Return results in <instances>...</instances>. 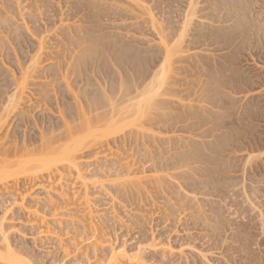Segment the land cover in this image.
<instances>
[{
	"label": "bare ground",
	"instance_id": "6f19581e",
	"mask_svg": "<svg viewBox=\"0 0 264 264\" xmlns=\"http://www.w3.org/2000/svg\"><path fill=\"white\" fill-rule=\"evenodd\" d=\"M5 1L7 2V0H4V2ZM9 1L13 3L15 0L14 1L9 0ZM9 1L7 2V4H5V8H7L6 6L8 5V3L11 4ZM16 1H15L14 5H12V4L11 5L16 7V5H15ZM20 1L19 0L17 1V2H19V3H17V5H19V7L18 6L17 7L19 9H21L20 7H22L23 3L26 2L27 7H26V5H25V7L31 10V11L30 10L28 11V12H31L30 15L31 14L33 15V13L35 14V15H33V20L35 21L38 18V14H39L38 8H41V7L36 6V5H35L36 7H34L33 4L37 3V2H38V4H40L39 0H36V1L33 0V1H35L34 3L32 2V0H31V2L28 0H24V1H22V3H20ZM49 1H47V4L45 1L44 5L45 4L48 5ZM73 1L74 0H72L71 2H73ZM75 1H77V0H75ZM92 1L96 2V4L99 1L98 4L103 3V5L105 7L106 2L103 0H102V2H101V0H97V1L92 0ZM114 1H115L114 4L116 5V3L119 2L120 0H117V2H116V0H114ZM123 1H122V3H123ZM125 1H126V6H127V4L128 5L130 4L129 9L131 8L130 11L132 12V13H130V15L131 14L132 15L131 16L129 15V16L131 17V19L133 18V16L135 18L134 14H137L136 18L138 16L139 17L141 16L140 22H143L149 13L147 12L148 13V14H146L147 16L143 17L139 11L137 13V11H135V10H140V9L142 10V7L144 5L140 9H138L136 6L131 5V3H133L134 5L139 4L140 1H141V4H145V3H142L143 2L142 0L138 1V3L136 2V0H132L131 3H127V2H130L131 0L130 1L125 0ZM125 1H124V3H125ZM147 1L148 0H146L145 6H147V10L150 12V16H151L150 19H152V20L146 19L147 22L146 21L145 22L148 24V21H150L151 26H152L151 29L153 28V30L155 32L157 29V32L155 34L158 37V38H156V39H158V41L155 40L156 42H151L150 36H149L150 39H148V38L146 39V37H143L144 36L143 32H147L145 29L143 32H141L142 35H140V36H142L144 39L147 40L148 43L146 41L145 42L147 43V46L149 44L148 47L151 48L150 45H153L152 43H155L154 45L158 47L157 49H155L156 52H154V54H153L156 59L153 60V58H152V60H150V61L148 60V58H150V56L147 58L146 55L148 56L152 51H150V53H149V50H147L148 47L146 46L147 47L146 50L148 52H147V54H145V49L143 50L144 56H143V59L141 58L142 60H140V61H143L144 58L146 57L147 58L146 61L148 60L149 63L147 62V64L145 63L143 65L144 62H140L141 68L139 67L138 63H134L137 66V69L135 68L136 70L134 73L131 72L132 75H131V73H129V70H131L130 65L133 62L137 61V60H135V58L133 59L132 56L137 55V53H139V51H137L136 48L134 49V52L136 51L137 53L133 52L134 53L133 54L130 51L133 50L132 46L134 47V45H136L138 43L134 42L135 44H133L131 46V50H130L129 48H130V44L132 42L130 44L129 43L126 44L125 42L118 39L122 42V44L125 43V45H129V47L127 46V47L121 48L120 45L122 46V44L119 41L115 40V38L113 40L114 43L112 41H110L113 38L111 39L112 36H110V38H109V36L107 37V34L113 28H111V25L110 26L106 25V24H108L107 23L108 21L104 22L105 24L103 23V27H102V25L100 26L103 28L102 32L104 34L107 30V28L106 29L104 28L105 25L107 27L111 28V29L108 28L109 32L107 31L108 33H106V35H105V37H107L106 39L109 38L108 43H107V40L104 39V36L101 35V33H100L101 29L99 31V28H97L98 29L97 33H99V34L98 35L93 34V36L94 35H96V36L100 35V37L98 39L97 38L94 39V37L92 35H90V37L88 36V34L91 31L87 32L88 37L86 35H84L83 32L80 31V27H77V26H80L78 24L79 22L77 23V20H76V22H74L75 24L77 23V26L73 27V29H72V27L71 28H69V27L71 26V24L74 25V23H71L70 25H68L65 22L66 26L68 25L67 27L69 29H71V31L68 30V28L64 26L65 23H63V25H62V22H60L61 26L59 24L60 28H58V29H62V31H63L62 27L64 26L65 31L63 33H65L66 30H68L67 31L68 33L66 32L65 35H63V37H64L63 39H62V36L60 35L62 33L59 34V39L60 38L61 39L60 40L58 39L59 40L58 46L59 47L62 46V44L59 45L60 41L62 40L64 51H61V52H63V54L61 53V55H59V56H61L60 57L61 60L58 61V63H55L56 65L53 64L56 61H53L52 64L50 63L48 65V63H47L46 64L47 66H44V67L41 66V63H42L41 61L44 60V57L42 56L43 55L42 50L44 48V47H42L43 46L42 42L45 40V38L43 37V39L41 38L43 40L42 42H41V39L39 40V38H38L39 41L38 40L36 41V43L37 42L42 43V44H40V43L38 44L39 47H37V51L35 50L36 54L31 56V55H29V53L32 54L33 52L27 51L28 56H30V60L26 66H25L26 61H25V63L23 62L24 63V65H23L22 62L20 63V60L18 57V61L20 64L19 63L17 64V62L15 61V65L16 66L19 65L16 67L17 68L16 72H15L16 68H14L13 71H11V72L9 71L10 69L9 70L6 69V71H9V73H11V74H8V72L6 73V71L4 70V72L6 74L3 75L2 70H0L1 71L0 72V74H1V78H0V83H1L0 84V196L1 195L4 196V199H2L0 197L1 202L7 201V199H6L7 197H5L6 193H10V195L12 193L13 195L11 196L12 197L11 199H13V196L16 199L17 198L16 196L18 195V191L22 190L24 192L23 189H25V188L28 189L27 185L30 186V183H32V186L38 187L42 183L43 184L47 183L48 180L52 182V179H54L53 182H57V181H60L61 179L65 180L64 178H66L67 175L68 176L74 175L76 177V179L81 178V181L84 180V183L83 182L78 183V180H77V182L74 184V187L76 184L77 185L80 184V187L82 186L81 189H80V187L76 186L78 191L76 192L75 196H77L78 199L76 200L75 198H77V197H75V196H74L75 198L71 197L70 193H72V192H70L69 196H68L67 193L69 191L61 189L62 191L64 190L66 193L64 191H63V193L61 191V194L55 193L57 195V198H56V196H54L55 197L54 200L50 199L48 201V203L44 204V208L45 207L47 208V206H49L50 212L53 213V215L57 216V215H63L64 213H66V215H68L67 214L68 212H69V214L70 213L72 214V212H74V214H75V211H77V210L79 211L78 208L81 206L82 203L83 204L85 203V204H87V206H89L88 202L91 201V199L86 198V195H87V197L90 195V194L88 195L87 189L90 188L91 186L89 187V185H88V188H87V186H84V184L85 183L87 184V182L91 184V182H93V181L88 180V179H87V181H85L86 179L82 177V172H81V168H80L81 151L84 150V148L86 146L89 148L92 147V146H90V144L91 145L92 144H98V145L101 144L100 147L107 145V147L109 148L108 150H110L111 148L109 147L110 146L109 144L111 143V145H112V142H110V141L111 140H113V142L116 141L115 138H118L119 135H121L120 133H125V135L127 136V135H130V132L132 131V132H135L136 136L138 135L137 137H139V134H140V136H142L141 133H144V135H146V130H150L149 127L147 128V126L150 123L152 125L153 122H154V124L156 123V124L160 125L161 122L163 124V121H165V125L163 124L164 125L163 127H165V130L168 128L170 129L171 125H170V127L168 126L169 122H170V124H172V126H174V122H176L179 125L180 122L178 121L179 122L178 123L177 120H179L181 118V114H180L181 112H174L173 111L174 108H177V106H179L178 104L176 106L175 102L176 101H177V103L180 102L181 98H182V97L179 98L180 101L174 100V98H176L175 96L179 95V92H177V90L180 91L181 95H179V96H183L184 94H187V96H188L190 92L192 93V95H190V98L188 96V98L190 100L187 98V100H189V101H187V100H185L186 102L183 101L184 98L182 100L183 103L185 102L188 104V102H189V106L187 105L188 109L184 108L183 113H185V112L191 113V116H195V118H197V117L199 118V116L201 115V118L203 117L202 121L204 120V118H206L207 120H209V122L207 121L208 123H210L211 121L215 122L214 124L220 125V128L218 126L213 125L212 123H210V124L219 128L218 133L220 132V130L223 129L222 132H220V133L221 134L223 133L226 137H230L231 135H233V133L236 130H238L239 131L238 133L243 134L245 137H248L251 134L252 129L250 130L248 127L249 126V123H248L249 116L248 115L250 114V109H248V108L253 107L254 105H252V104H255L258 106L260 103L264 102V76H263V74H260V75H257V78L255 79L256 76H254V75L250 76L251 72H250V75H249V73L244 74L243 71L240 69V67L235 66V64L238 61V58H239L238 54H239L240 50L242 51L244 48H246L247 46H250V45L253 46V44L255 47L256 41L257 42L260 41V42L256 43V45H258L259 43L260 44L264 43L263 42V39H264V18H262V15L264 17V12L259 11L257 8L258 6L261 5L260 4L261 2H258L257 0H187V2H185L186 4H183L185 0H182L183 3L180 0H173L175 2L180 1L179 5H178V6H180V10H179L180 12L176 11V12H178V14L177 13L173 14L175 16H176V14L178 15V17H176V18L174 16V18L176 20L178 18V21L175 22V19L174 20L172 19V21L168 20V19L166 20L165 19L166 17H164V15H163V18L161 19L162 14H165V13H163V12H165V9L162 10V8L166 7L164 4L163 5L161 4L162 3L161 1H159V3L161 4L162 8L160 7L159 3L156 0V2L158 4L157 7H160V9H161V14L159 12L160 9H158L157 7L155 8V10L153 9L154 13H153V11H150V10H152L151 8L153 5L150 4L151 8L149 9V7H150V6L148 7L149 1L152 3L154 0H149L148 3H147ZM0 2L2 3L3 0H1ZM28 2L30 3V5L33 6V8H32V6L29 7L30 5ZM94 2L88 1L89 5L91 7L93 6ZM111 2H112V0H110V2L108 1V3L113 5V3H111ZM170 2H171V6L176 4V3L173 4L172 0H170L169 3ZM1 3H0V7L3 9L2 12L4 13L5 8H4L3 4L1 6ZM88 3H86V4H88ZM108 3H106V5ZM180 3H182L184 5V7L181 8L182 4H180ZM20 4H21V6H20ZM96 4H94L95 7H97ZM157 4H155V6ZM42 5L43 4H41V6ZM72 5H74V4L72 3ZM115 5H113V6H115ZM79 6L82 7V4ZM83 6L85 8V5H83ZM108 6L110 7L111 5H108ZM119 6H118V4L116 6V8L119 7L116 10L117 12H118V9H119V11L121 9V3ZM122 6H123V4H122ZM139 6H141V5H139ZM178 6H177V9L175 8L176 10H178ZM73 7L74 6L71 7L72 13L74 12ZM95 7L93 6L94 10H95ZM104 7L102 9H100L101 11L99 10L100 6L98 7V11H99V14L97 13L98 19H100V17H101L100 15H101V12H103V9L105 10ZM134 7H136V9H134ZM168 7H169V4H168ZM174 7L175 6H173L172 8L174 9ZM35 8L37 11L34 10ZM66 8L67 7H65V9ZM125 8L126 7L124 5L122 8L123 10H121V12H123V14L126 13L128 6L126 9ZM132 8H133V10H132ZM260 8H261V10L263 9L262 5H261V7H259V9ZM9 9H11L13 12L15 11V9L13 10V8H9ZM19 9H17V10H19ZM45 9L47 10V8H45ZM129 9L127 12H129ZM22 10H24V9L22 8L21 10H19V13ZM32 10L35 12H38V13H35ZM90 10H93V9H90ZM90 10H88V11H90ZM168 10H167V12H168ZM88 11H86V12L88 13ZM134 11H135V13H134ZM143 11L146 13L145 8H143ZM156 11L159 12V14H160L159 16H161L160 19L158 17V13H156ZM2 12L0 13V15H1L0 16V44H1L0 45V52L5 51L4 48L5 49L7 48V47H5V45H6L5 37L8 38L7 37L8 35L6 36L3 31H5V32L7 31V33L9 32L10 34H12L10 32L9 28H8V30H6V28L11 23V20L9 18H7L8 16H10L8 13V9H7V12L5 11L6 16H4L2 14ZM22 12H23V14H22ZM22 12L20 14L25 15L26 11H22ZM84 12L85 11H83V8H82V16L81 17H83ZM109 12H111V10H109ZM7 13H8V15H7ZM69 13H68V15H69ZM170 13H172L171 8H170ZM173 13H174V11H173ZM20 14L19 15L16 14L17 17L20 16ZM94 14L96 15L95 12H94ZM104 14L107 17L106 11ZM113 14H114V12H113ZM113 14H112V16H113ZM115 14H116V12H115ZM153 14H157L156 15L157 18L153 17L156 19V21H158V19L160 21H162L164 19L162 21V23L161 22L157 23V25H159L157 28L155 26H153V24L155 22V20H153V18H152ZM14 15H13V17H15ZM27 15L30 16L28 13H27ZM27 15H26V17H27ZM32 15H31V18H32ZM63 15H65V14H63ZM74 15H73V17H74ZM77 15H75V16H77ZM80 15L81 14H79V16ZM127 15H128V13H126V17H127ZM110 16L111 15L109 14V18H111ZM116 16L117 15H115V17ZM34 17H35V19H34ZM92 17H93V13H92ZM115 17L113 16V18H115ZM117 17H121V15L117 16ZM117 17L115 19H117ZM167 17L168 18L170 17V19L172 18L171 14H169V12L167 13ZM260 17H261V19H260ZM97 18H96V20H97ZM103 18H104V20H106L105 16H103ZM113 18H112V20L114 21ZM11 19L13 22V18H11ZM17 19H19V18H17ZM21 19H23V18H21ZM76 19H77V17H76ZM79 19L80 18L78 17V21H80ZM141 19H143V21H141ZM63 20H64V17H63ZM117 20H118V22L114 21L111 23L116 22L117 26L119 24H120L119 26H121V24L124 22V20L127 21V18L122 19V21H120L121 19H117ZM137 20H139V19L137 18ZM20 21H22L23 24H26V22H27V20H25V21L20 20ZM51 21H52V18H51ZM68 21H69V19H68ZM71 21H73V20H71ZM93 21H94V19H93ZM100 21H101V19L99 20V23H100ZM132 21H133V19L131 21L130 20L128 21V22H130L131 26H132ZM165 21H167V23L163 24V23H165ZM31 22H33V21L31 20ZM40 22H41V19H40ZM14 23H15V25L17 24L16 22H14ZM14 23H11V25L13 24V26H14ZM37 23H39V22L37 21ZM42 23H40V24H42ZM81 23H82V21H81ZM94 23H95V21H94ZM46 24H47V22H46ZM54 24H55V22H54ZM133 24H135V25L137 24L138 28H139V26L143 23L138 24L137 21L135 23V19H134ZM11 25L9 27L12 28ZM92 25L93 24H91L90 26H88V25L87 26L91 27ZM135 25L133 26V28L137 27V25L136 26ZM23 26L24 25H22V27ZM82 26H85V25L81 24V29H82ZM87 26H86V28H87ZM97 26L99 27V25H97ZM123 26H125V25H123ZM19 27L20 26H18V27L16 26L17 29L14 28V31H13V33H17L14 35L15 37H17V39H19L18 37H20V36H18V33H20V31H21V30H19V29H21ZM34 27H35V24H34ZM36 27H39V26H36ZM45 27H47V30L49 29L48 25H45L44 28ZM31 28H33V27H31ZM44 28H43V30H44ZM114 28H115V26H114ZM123 28L126 29L125 27H123ZM27 29H29V25H28ZM39 29H38L39 32L38 31L37 32L40 34L41 29L40 30ZM58 29H57V31H59ZM117 29L119 30V28L116 27L115 33L117 32V35L116 34L115 35H116V37H119L118 35L121 34L123 29L121 28L122 29L121 32H120L121 29L119 31ZM127 29H129V28L127 27ZM17 30H19V32H16ZM87 30H90V28ZM129 30H132V29H129ZM136 30H137V28H136ZM28 31H27V33H29ZM57 31H56V33H57ZM62 31H59V32H62ZM112 31H114V29ZM140 31H141V28H140ZM140 31L138 32L139 34H141ZM154 31H153V33H154ZM2 32L4 33L5 37H4ZM46 32H48V31H46ZM92 32H93V28H92ZM94 32L96 33V31H94ZM125 32L126 31H124V34L122 32L123 35L122 36L120 35V36L122 38H125V36H126L127 42H128V40H130L132 35L136 34V33H133V31L132 32L130 31L131 34H129L130 33L129 31H127V34ZM151 32H150V34H151ZM24 33H25V31H24ZM84 33H85V31H84ZM34 34H35V31H34ZM44 34H46V33H44ZM139 34H138V37H139ZM25 35H27V34H25ZM31 35H33V32L31 34H29V36H31ZM42 35H43V33L40 35V37H42ZM130 35H131V37H130ZM136 35H134V36H136ZM146 35L147 34H145V36ZM154 36L155 35L153 34L152 38H154ZM53 37H54V35H53ZM91 37L93 39H91ZM101 37H103L102 39H104V41L101 40ZM121 37H119V38H121ZM127 38H129V39H127ZM133 38L131 41H133ZM53 39L54 38H52V41H53ZM89 39H91L92 41H90ZM137 39H135V40L137 41ZM261 39H262V41H261ZM9 40L11 42L10 38H9ZM26 40H27V38H26ZM32 40L30 42H32ZM55 40H56V38H55ZM139 40H141V41H137V42H143L141 37ZM149 40L151 43L149 42ZM7 41H8V39H7ZM27 41H29V38ZM105 41H106V44H105ZM152 41H154V39H152ZM115 42H117V43H115ZM118 42L120 45L118 44ZM156 43H157V45H156ZM26 44L27 43H25V45ZM28 44H30V47H31V43H28ZM2 45H4V46H2ZM33 45H34V43L32 44V48L33 47L35 48V45L34 46ZM262 45H264V44H261V46ZM138 46H140L138 48V50L140 49V51H141V49L145 48V45H143L144 46L143 47L142 43H141V45L138 44ZM46 47L47 46H45V49H46ZM55 47H57V46H55ZM12 48H14V47L12 46ZM16 48H18V47H16ZM250 48H251V46H250ZM257 48H259V47L257 46ZM262 48L264 49V47H262ZM127 49L129 52L127 51ZM152 49L153 48H151L150 50H152ZM7 50L10 51L9 48ZM14 50L16 51V49H14ZM52 50H54V49H52ZM55 50H56V48H55ZM58 50L60 52V49L57 47L56 51H58ZM61 50H62V48H61ZM255 50L258 51V49H255ZM8 51H6V52H8ZM243 51H245V53H246V49ZM259 52H260V50L258 51V54H259ZM127 53H129V56ZM131 53H132V56L130 55ZM255 53H254V57H255ZM17 54H18V52H17ZM55 54H57V53H55ZM91 54L94 55V57L93 56L91 57L90 56ZM140 54L142 55V53L138 54L139 57H142V56H140ZM22 55H24V54H22ZM44 55L47 56V53L45 54V52H44ZM55 56L58 58L57 55H55ZM86 56L87 57L89 56V60L86 59L87 58ZM125 56L128 59L132 58L133 62L132 61L129 62L130 60L128 61V59L125 60ZM250 56L252 58V55H250ZM263 56H264V54H263ZM8 57L10 58V56H8ZM8 57L6 59L7 61L10 60V59H8ZM40 57H41V59H40ZM137 57L138 56H136V58ZM244 57H245V55L241 58H244ZM254 57H253V61H254V59L258 58V57H256V58H254ZM90 58H91V60H90ZM92 58H93V60H92ZM94 58H96V59H94ZM26 59L27 58H25V60ZM137 59H140V58H137ZM51 60H48V61H51ZM84 60H87V61L84 62ZM110 60L111 61L113 60V62H110ZM185 60H188L187 63H189V61H190V64H191L190 66L192 67L191 69L186 67L185 63L182 64ZM46 61H44V62H46ZM126 61H128V63H126ZM246 61H247V58H246ZM137 62H139V60ZM239 62H240V58H239ZM262 62H264V61L262 60ZM251 63H253V62H251ZM242 64H240V66H242ZM255 64H258V63L255 62ZM262 64H258V65L262 66ZM5 66H6V63H5ZM145 66H146V70L143 71V67H145ZM2 67H4V66L1 65L0 69ZM185 67L187 68V72H186ZM6 68H9V66L8 67L6 66ZM179 68H182V69L185 68V73H187V74H188V69L192 70L191 73L195 76L193 79H192L193 75L190 78V79H192V80H190L191 83H193L192 88L188 85L190 81L187 82V79L185 78L186 79L185 80L186 85H188V88L190 87V89H188V90H190V92H188V90H186L188 93H186V91L181 93V91H182L181 89H183V90L187 89L185 86H184L185 88H183V86L182 87L178 86V88H177V86L175 85V83L178 84V82L180 80L179 79L178 82L176 81L175 73L179 72L177 75V78L181 77V75L179 76V74L182 70ZM244 68H242V69H244ZM256 68L254 70H256ZM176 69H178V71ZM139 70L142 72H140ZM133 71H134V69H133ZM38 72H40V73L37 74ZM257 72H259V71L257 70ZM185 73L182 74L183 75L182 78L185 77ZM5 75L9 76V77L4 78ZM130 75H131V78H130ZM38 77H39V80H37ZM40 77H42L43 80H41ZM35 78L37 81L35 80ZM181 80H183V81H181ZM181 80L179 82V85H182L181 82H183V84H184V78ZM33 85H34V87H32ZM190 85H192V84H190ZM175 90L177 92V95H176V92H174ZM191 99H193L194 103ZM179 104H181V103H179ZM236 104L238 106L239 105L241 106L242 112L241 111L237 112V107H236L237 105ZM184 107H186L185 104H184ZM176 110H178V109H176ZM238 110H240V108ZM251 110H252V108H251ZM239 113L242 114V117L240 115H238ZM185 115L186 114H184V120L180 119L182 121L181 124H183V122H186L187 118L190 119L189 118L190 115L187 114V118L185 117ZM13 118L15 119V121L18 122V124H17V122L16 123L14 122L15 124H17V126H19V124L21 122L24 123V126L27 125L25 127H28V124H29V127L30 126L32 127L31 128L32 133H30V132L29 133L32 134L33 137L29 138V136H32V135L27 136V133L29 130L27 131L26 128L24 129V126L22 125L24 130L22 131L23 133L20 132L22 134L21 135L22 137L21 136L19 137L18 142L13 143V142H15L16 139H18V136H17V138L15 136L14 141L13 140L10 142L8 141L9 143L7 141H5L6 139H8L6 136H9V134L11 132V131H9L10 127L8 129L7 128L5 129V130L9 131V133H7V131L4 130L5 125L7 126V122L9 120H10V123L8 122V125L11 124L14 121ZM177 118H179V119H177ZM182 118H183V115H182ZM192 118L193 117H191V120H188V122L192 121L191 123L190 122L189 123L192 125H194V123L195 124L197 123V125H198L199 120L196 119L197 121L193 122ZM11 119H13L12 122H11ZM173 119H177V120L173 121ZM169 120H172V121H169ZM251 120L249 122H251ZM157 122H160V124ZM205 122H203V124L201 123L202 125L200 124L202 127H200V125L199 126L195 125L196 127L195 126L191 127V128L195 127L196 129L198 128L197 130L199 132H197V133L200 134V137L202 136L203 138L208 136L209 132H212L214 129H218V128L214 127V129L212 130V125H210V127H209L208 126L209 124H207V122H206V125H207L206 126ZM176 123H175L174 127H178V126H176ZM184 124H183V127H184ZM186 124H185V126L188 125V124L187 125ZM250 125H251V123H250ZM252 125H253V122H252ZM17 126L15 125V127H17ZM20 126H21V124H20ZM150 127H152V126H150ZM183 127H182V129L186 130V128L189 129L190 126H188L186 128L185 127L183 128ZM251 128H253V127H251ZM131 129H133V130H131ZM161 129H162V127H161ZM182 129L179 128V130H182ZM188 129L186 131H188V133L192 134L191 132H189L190 129L189 130ZM194 129H191V130H193V132H194ZM174 130L176 131L175 128H174ZM177 130H178V128H177ZM253 130H255V129H253ZM2 131L3 132L5 131L7 133V135H1ZM215 131H217V130H215ZM249 131H250V134L248 135ZM136 132H138L139 134H137ZM195 132H196V130H195ZM214 132L212 133V135H216ZM18 133H19V131H18ZM18 133H16V134L18 135ZM194 133L191 136L194 137ZM135 134H132V135L135 136ZM190 134H189V136H190ZM125 135L122 134L121 137H124ZM195 135H196L195 137H197V134H195ZM218 135H220V134H218ZM252 135H253V133H252ZM4 136L6 139L4 138ZM126 136L124 138H127ZM2 137L4 140L3 139L1 140ZM121 137H120V139L122 140ZM193 137H191V139ZM233 137H234V135H233ZM251 137H253V136H250L251 140L255 138V137H253V138H251ZM13 138L14 137H12V139ZM124 138H123V141L126 140V139L124 140ZM128 138H130V137L128 136ZM185 138H187V136H185ZM185 138L183 141H188V140L190 141L189 137H188V140L187 139L185 140ZM206 138H208V137H206ZM216 138L218 139V137H216ZM220 138H222V137L220 136ZM230 138H232V136ZM196 140H197V138L192 139L193 142H195ZM234 140L236 141L237 139H234ZM251 140L248 142V144L251 146V149H250L251 151L247 155L245 154L246 158H244V161H242L243 163H241L242 168L240 167V169H239L240 172L238 173L239 175H237V177H232L229 174L227 176H224L222 174L223 177H226L225 178L226 180H225L224 178H220L219 173H218L219 177H218V175L215 174L218 171H227V170H231L232 173L234 172L236 174L235 171H232L233 166L231 165L232 166L231 167L229 165L231 163V161L233 160L232 159L230 161V156L233 155L231 152H227V153L231 154L230 156L227 153L226 154L224 153L225 155L229 156V158H228L229 161L226 160L227 162H225V160H224L228 156L221 158L224 161L220 160V159L218 160V158L215 160V161H218L217 163H221V161L224 164L228 163L226 165L221 163L222 166L224 165L222 167V169L218 168L219 165L217 166L215 164L217 167H213L214 164H212L213 166H211V165H209L210 163L209 164L204 163V162H207L206 161L207 159L206 160L204 159V162H203L205 165L207 164L206 166H204V170H203V171H205V173L204 172L201 173L202 171H200V169L197 170V168L199 166H189L196 161H200L202 163V160H197V159H201V158L203 159V157L205 155H206L205 157L208 158L207 153L210 154V152H207L206 149L209 147L211 148V146H214V145L216 147L218 146L217 143H215L213 145L212 143H214V141L211 142V141H208V139L201 141L200 144L199 143L194 144V146L192 148L188 147L190 145V142L188 141V144H189L188 146L183 145L181 147V148H183L184 151L180 149L176 153L173 152L170 155V158L168 157L169 159H167V156H165L166 160L164 159V156L159 157L160 159L163 157V161L165 160L164 162L166 163V166H165V163H163V161H162L159 164L157 163V165L161 164L159 166L160 169L158 168V166H157V168H152V169H155V170L159 169L160 171H162L164 169L161 170V168H165V167H166V169H170L173 167V169H175V170L177 168L178 171L174 170V172H172L171 176H173L175 178L176 177H179V178L180 177H182V178L189 177L188 180H186V179L181 180L180 179L181 180L180 182L178 181L179 179H176L177 180L176 181L173 178L176 182H179L178 186H180V183H181V184L186 185L185 187H187V185H188L189 188L190 187L192 188L193 186L191 184H193L195 187V186H197L195 184L199 185V183L200 184L202 183V185L199 186L201 188L205 184H206V186L212 187L211 189L208 188L209 190L208 189L204 190V191L207 190V194L209 196V197H206V195L204 196V198L207 199L206 203H208V204H206V205H208V207H209L208 208L209 214L206 213V211L204 213H206L208 215V217L207 216L206 217L209 220L208 224H209L210 228H209V226H207V224H206V227L209 229H212L213 232H214V230L219 231L221 229H225L227 227L226 225L230 226L233 222L236 223L235 221H232L231 224L227 223L228 221H229V223L231 222L230 218H232V215H234V216L236 215L238 217L240 214H243L246 217L247 216L248 217H254L255 210H257V218L260 217V219L261 220L263 219V221H264V218H261V215L264 216V210L262 209V206H264V171H261V172L258 171L259 173L256 171H255L256 173L249 172V171L253 172L254 165L256 166V164L259 163V160H261V159L263 160L262 157L264 156V134L262 135V133H261V134L257 135L255 140H253V141H251ZM199 141H200V139H199ZM215 141L218 142L217 140H215ZM225 141L227 143V140H225ZM11 142H12V144H10ZM232 143H233V141H232ZM191 144H193V143L191 142ZM223 144L224 143L221 144L222 147H223ZM238 144H239V142H238ZM179 145H181V144H179ZM221 145H219V146H221ZM233 145H234V143H233ZM240 145L242 146V142H241V144H239V147H240ZM205 146L207 147L206 149H205ZM226 146L229 147L230 145L226 144ZM175 147H177V146L175 145ZM178 147H180V146H178ZM184 147L188 148V150L187 149L185 150ZM202 147H204L205 151L207 152L206 154H204L205 151L203 153H201L204 150ZM224 148H221V150L222 149L224 150ZM242 148H244V147H242ZM245 148H247V146H245ZM101 150L103 151V149H101ZM200 150H202V151L200 152ZM216 150L219 152V149H216ZM104 151L107 152L106 149H104ZM242 151L244 153V150H241L240 151L241 153L237 151L238 152L237 154H242ZM252 151L253 152L255 151V153L253 154ZM256 152H257V154H256ZM98 153H99V151H98ZM245 153H247L246 150H245ZM106 154L102 153L101 155H102V157L108 156V154L107 155ZM173 154H175V156H173L171 158V156ZM237 154L236 155L234 154V155L237 156ZM262 154H263V156H261ZM198 155H200V156H198ZM196 156H197L196 160L193 159ZM217 156H218V153H217ZM240 156H243V155H240ZM209 157H211V156H209ZM220 157L221 156H219V158ZM231 157H234V156H231ZM235 158H237V157H235ZM191 159H193L194 162H193V160L190 162ZM242 160H243V158H242ZM234 162L237 164L236 161H234ZM162 163L164 164V167H163ZM100 164L101 163H99V165ZM198 164H200V163H198ZM192 165H197V163H194ZM227 165L230 166L231 168L227 169V167H228ZM98 166H97V168H98ZM168 166H169V168H168ZM170 166H172V167H170ZM154 167H155V165H154ZM182 167H184V168L186 167V168L182 170ZM220 167H221V165H220ZM140 168H138V169L140 170ZM257 168H259V167H257ZM248 169H250V170L248 171ZM119 170L123 171V175H124V170L123 169L121 170V168ZM125 170H126V168H125ZM109 171H110V169H109ZM120 171L117 170L115 172L118 173ZM129 171H130V169H129ZM142 171L144 172V169ZM112 172L113 173L110 174L111 173V171H110L109 176L114 175L113 176L114 178L112 177V179H113L112 184H114V186L111 184L112 181L111 182L109 181L110 182L109 187H111V185H112V187L115 188L114 189L115 191L117 189L119 192L123 193V194H120L121 195L120 197H122V198L126 196L128 198L127 200H131V199L133 200L134 199L137 201V199H138L139 202L138 201L137 202L139 204L140 202L144 201L143 198H145L146 194L151 191V190L150 191L145 190L146 185L148 184L149 181L143 182L144 178H147V177L143 178V176H144L143 173H142L143 176H141V175L135 176L134 175V177L131 178L132 176H130V175L132 174L131 172H133V171H130L131 174L129 172L125 173L126 178H124V176L120 177L121 172L118 173V175L114 174L115 173L114 171H112ZM139 172L140 171H138V173ZM191 172L192 173L194 172L193 175L191 174ZM196 173H200L199 175H201V176L204 175V177L199 176L200 178H197L198 174H196ZM220 173H222V172H220ZM227 173H228V171H227ZM98 174H101V172H99ZM168 174H169V172H168ZM136 175H137V173H136ZM225 175H226V173H225ZM232 175H234V174H232ZM151 177H153V179L150 180L148 178L150 180L149 183L151 185H153V182L156 183L155 184L156 186L154 188L156 190L158 189L159 192H160V190H162L161 186H163V185H165V188L170 187L169 189L176 188L175 186H177V183L174 180H173V182L168 181V179H169L168 177H170V174H169V176H167V174H166V176H163V175L161 176V175L155 174V177L154 176H151ZM166 177L168 178L167 180H166ZM190 177L193 179L190 180ZM114 180H116V181L118 180V181L115 183ZM165 180L167 183L168 182L169 183L165 184ZM169 180L171 181L172 178ZM51 182H48V183L51 184ZM73 183H74V181H73ZM81 183H82V185H81ZM173 183L175 185H173ZM203 183H205V184H203ZM106 185H103V186H106ZM71 186H72V183H71ZM83 186L86 189H83ZM158 186L160 189L158 188ZM215 186H216V188L218 187L219 189H221V187H222V189L220 190L221 194L218 191H217L218 193L216 192V190H219V189L218 188L216 189ZM72 188H73V186H72ZM72 188H71V190H72ZM163 188H164V186H163ZM168 188H166V189L169 190ZM230 188H232V189H230ZM149 189H150V187H149ZM164 189H163V192L166 194L167 192H165ZM178 189H173V190H178ZM196 189L198 190L197 187H196ZM196 189H194V191ZM202 189H201V191H202ZM81 190L86 191V192H84L85 195H83V192H81ZM156 190H155V192L157 193L158 190L157 191ZM180 190H181L182 194L185 192V194L183 195V196H185V198H188V197L190 198V196L193 198L194 196H196V194L190 195V193H192L191 191L193 189L189 193L188 192L189 189H187V191L185 189H183L184 190V192H183V190L180 188L178 192L176 191L177 194H175V195H177L176 196L177 198L175 197V199H178V197L180 199V197L182 196V194L180 196ZM229 190H231V191H229ZM25 191H28V190H25ZM115 191H113V192H115ZM145 191L147 192L146 194H145ZM169 191H172V190H169ZM194 191H193V193H194ZM152 192L153 191L150 192L151 195H152ZM159 192L157 194H159ZM161 192L159 195L162 194ZM176 192L174 191V193H176ZM215 192L217 193L216 195L214 194ZM98 193H100V191ZM156 193H153V194H155L157 196ZM171 193H173V192H171ZM186 193L187 194L189 193L188 195H190V196H188V195L186 196ZM58 194H59V196H58ZM72 194L74 195L75 193H72ZM95 195H97V194H95ZM123 195H125V196H123ZM135 195H136V199H135ZM148 195L151 197V195L149 193H148ZM155 195H154V197H155ZM162 195L163 196H161V197L166 196V198L168 199V198H170L171 194L169 196H167L168 194L167 195L162 194ZM172 195L174 197V194H172ZM172 195H171V197H172ZM192 195H194V196H192ZM203 195H204V192H203ZM199 196H200V194H199ZM199 196H197V197H199ZM173 197H172V199H173ZM79 198H81V199H79ZM98 198H101V197H98ZM148 198L146 197L145 200H148ZM185 198H184V202H185V200H187ZM189 198L187 201H189ZM192 198L190 199V203L186 201L185 203L180 202V204H182V206H183V204H185V206H188V205H192V204L194 205L195 203H198V204L200 203V201L198 200L199 198H198L196 200H198L199 202H193L191 204V202L194 201V200H192ZM194 198H196V197H194ZM200 198H203V196H201ZM15 199H13V200H15ZM88 199H90V200H88ZM172 199L170 198V200H172ZM203 199H201V200L204 201ZM101 200H102V198H101ZM166 200H165V202H168V200L167 201ZM180 200H183V199L181 198ZM177 202H179V201H177ZM142 203H141V205H142ZM186 203H189V204L186 205ZM198 204H195V207L200 205V204L199 205ZM168 205H170V204H168ZM171 205L173 206V204H171ZM170 206H168V208ZM174 206L172 208H174ZM192 206H191V208L194 207V206L193 207ZM202 206L204 207V205H202ZM22 207L24 208V205ZM22 207H21V209H22ZM203 207L201 208V206H200V208L202 209V212H201L202 214H203L204 209L206 210V208L205 207L203 208ZM140 208H142V207H140ZM184 208H187V207H184ZM191 208H189V206H188L187 209H191ZM196 208H193V210L196 211L197 210ZM136 209H138V208L136 207ZM174 209H176V208H174ZM102 210H103V208H102ZM138 210H140V209H138ZM192 211H190V212H192ZM197 211L199 212L200 210H197ZM198 212H197V216L199 214ZM104 213L106 214L105 211H104ZM138 213H140V212L138 211ZM193 213H194V211H193ZM74 214H72V215H74ZM202 214H200V215H202ZM237 214H239V215H237ZM76 215H79V214L76 213ZM141 215H137V218ZM203 215H204V217L203 216L202 217L204 219L202 218V220L205 221V218H206L205 214H203ZM107 216L109 218V214ZM191 216H192V213H191ZM38 217L39 216L37 215V213L34 212L32 220L38 219L37 221H40L39 220L40 217L39 218ZM102 217H104V216H102ZM102 217H101V219H102ZM192 217H194V216H192ZM237 217L235 218V220L237 219L236 221H239ZM108 218H105V219H107L105 221H109L110 219H108ZM195 218H191V220L195 219ZM198 219L201 220V216H200V218L198 217L197 220ZM242 219L246 220L247 218H244L242 216ZM197 220L195 221L196 224H195L194 228H197L196 227ZM253 220H255V219H253ZM261 220H259V221H261ZM59 221H61V220H59ZM59 221H58V223H59ZM67 221H69V222L71 221L72 224L74 223L73 219H71V220L68 219V220H66L65 223H67ZM192 221H194V220H192ZM77 222L78 221L76 220V223H74V224H77ZM247 222H249V221H247ZM261 222H259V223H260V225L262 224L261 225V227H262L264 223L263 222L261 223ZM252 223H253V221H252ZM252 223H251V225H253ZM202 224H203V221H202ZM201 225L199 224L200 227L198 226V228H201ZM237 226H235L231 229H236V230L238 229L239 230L240 225H237ZM45 227H46V225H45ZM61 227L62 226H60V228ZM206 227H203V228H206ZM48 228H50L49 225H47L46 229H48ZM4 229H5V225L2 222H0V263L1 264H34V262L31 261V259L28 257V255H29L28 252L25 249H23L22 247L14 245V241L11 240V238L9 237V235H7V233L5 232ZM50 229H48V230L50 231ZM236 230L234 232H236ZM242 230L244 231V228H242ZM260 230H258V231H260ZM41 231L45 232L44 229H41ZM197 231H199V230H197ZM204 231H205V229L202 232L206 233ZM221 231H224V230H221ZM225 231H226V229H225ZM231 231H233V230H231ZM262 233H264V232H262ZM198 234H200V233H198ZM209 234L210 233L208 232V235ZM220 234H222V233L220 232ZM226 234H225V237L228 235V234L227 235ZM189 235H190V237L192 236L191 234H189ZM189 235L187 236L188 238H189ZM214 235H215V233H214ZM243 235H245V234H243ZM234 236H235V233H234ZM239 236H241V235H239ZM260 236H262V235H260ZM260 236H255V238L256 237L258 238ZM263 236H264V234H263ZM199 237H200V235H199ZM225 237H222V238L220 237V238L224 239ZM184 238H186V237H184ZM217 239H219V238H217ZM226 239H225V241L223 240L225 243H226ZM232 239H233V237H232ZM236 239L237 238H235L233 240L237 241ZM205 241H206V239H205ZM215 241H216V238H215ZM238 241L241 242V240H238ZM231 242H233V241H231ZM243 242H245V240H243ZM255 242H257V241H255ZM196 243H195V245H196ZM225 243H224V245H225ZM228 243H230V240ZM238 243H237V245H238ZM200 244L202 245L201 241H200ZM190 245H191V242H190ZM214 245H215V243H214ZM224 245H220V246L223 247ZM231 246H233V245H231ZM226 247H227V245H226ZM243 247L240 248L241 249L240 251H242ZM252 247H254V245L253 246L251 245V248ZM192 248L195 250V248L191 246V249ZM224 248L225 247H223V250H224ZM191 249H189V250H191ZM111 250H112V252L115 251V249H111ZM122 250H124V249H121V251L118 249L119 252L116 250L118 253H113L110 256V259H112V261H114V260L116 261L117 258H119L120 256L121 257L125 256L126 255L125 253H127V252H125L126 250L122 252ZM199 250H196V252H198ZM236 250H238V249H236ZM199 252H201V250ZM199 252H198V254H201L202 255L201 257L204 258V260L206 259V261H207L208 259L206 256H208V254L206 255L205 253H203V251H202V253H199ZM236 252H238V251H236ZM139 253L135 254L136 256L134 254L131 255V254L127 253L128 255H126V256H129L128 257L129 262H132V263L136 262L133 264H138V263L142 264V262H138V261H140L141 257L139 258V260L135 259V257L136 258H138L139 256L143 257V255H139ZM192 253H194V252H192ZM232 254H235V253H232ZM240 254H241V252H240ZM259 255H260V252H259ZM132 257L134 259H132ZM255 258H257V257H255ZM125 259H126V261H128L127 258H125ZM189 259H190V257H189ZM136 260H138V261H136ZM141 260H142V258H141ZM186 260H188V258ZM193 261H194V259H193ZM251 261H256V260L250 259L249 262H251ZM194 263H196V262H194ZM261 263H262V261H261Z\"/></svg>",
	"mask_w": 264,
	"mask_h": 264
},
{
	"label": "rangeland",
	"instance_id": "374dc122",
	"mask_svg": "<svg viewBox=\"0 0 264 264\" xmlns=\"http://www.w3.org/2000/svg\"><path fill=\"white\" fill-rule=\"evenodd\" d=\"M1 1V0H0ZM9 0H7V2H8ZM12 1H14V0H12ZM16 1V0H15ZM15 1L12 3V2H10L12 5H14V3H15ZM18 1V0H17ZM16 1V7H14V6H12L11 4H9L8 3V5L6 6L7 8H5V4H7V2L5 1L4 2V0H3V2L1 3V6H2V4L4 5V8H5V10H4V13L2 12L3 11V9L0 7V13L2 12V14L4 15V16H6V12H7V9H8V13H9V15L11 16H8L7 18H9L10 20H11V23H14V22H16L17 24L15 25V23H14V26H13V24L11 25V23H10V25L12 26V28L11 27H7L6 28V30H8V28H9V30H10V32L12 33V34H10L9 32L7 33V31L5 32V31H3L4 33H5V35L8 37V38H6L5 37V35H4V33H3V35H4V37H5V41H6V45H5V47H7L6 49L4 48V50L5 51H2V52H0V66L2 65V66H4V67H2L0 70H2V74L4 75V74H6L7 72H8V74H11V73H9V71L11 72V71H13V69L14 68H16L17 66H19V65H15V61L17 62V64L19 63V61H18V57H19V60H20V63L22 62H24L25 63V61H26V63H25V66L29 63V60H30V56H28V52H33L32 54L31 53H29V55H31V56H33L34 54H36V51H37V47H39L38 46V44L40 43V42H37L36 43V41L38 40V38H39V40L42 38L43 39V37L45 38V40L43 41L42 39H41V42L43 43H40V44H42L43 46L42 47H44L43 48V50H42V56L44 57V60L43 61H41L42 63H41V66H47L46 64L48 63V65L51 63H53V61H56V62H54L53 64H55V63H58V61H60L61 59H60V57L61 56H59V55H61V53L63 54V52H61V51H64V47H63V43H62V40L60 41V44L59 45H61L62 44V46H58V41L61 39H59V34L60 33H62V34H60L61 36H62V39L64 38L63 37V35H65V33L68 31V30H70L71 31V29H69V28H71L72 27V29H73V27H75V26H77V23L80 25V26H77V27H80V31L81 32H83V34L84 35H86L87 36V32L88 31H91L89 34H88V36L90 37V35H92L93 36V34H96V35H98L99 33H97L98 31V29L97 28H99V31H100V29H101V31H100V33H101V35L102 36H104V39H106L108 36H109V38H110V36H112L111 37V39L112 40H110V41H112L113 43H114V38H115V40H117V41H119L121 44H122V42L121 41H123V42H125L126 44L127 43H131L130 44V50H131V46L133 45V44H135L134 42H136V43H138L139 45H141V43H142V46L143 45H145V48H143V49H141V51H140V49L138 50V48L140 47V46H138V44H136V45H134V47L132 46V49L133 50H131L130 52H134V49L136 48L137 49V51H139V53H142V55L140 54V56H142V57H139V53H137L136 51L134 52V53H137V55H133L132 56V53L130 54L131 56H132V58L134 59L135 58V60H139V62H133L132 60V58H126V56H125V60H127L128 59V61L129 62H133L130 66H131V70H129V73H131V72H135V70L137 69V66L134 64V63H138L139 64V67L141 68V65H140V62H144L143 63V65L146 63L147 64V62L149 63V61L150 60H152V58H153V60L154 59H156L155 57H154V52H156L155 51V49H157L158 47L157 46H155L154 44L155 43H152L153 45H150L151 46V48H153L152 50H150L151 48L150 47H148L149 46V44H148V46H147V38L148 39H150L151 40V42H156L155 40H157L158 41V39H156V38H158L157 37V35L155 34L156 32H157V29H156V32L153 30V28L151 29V23H150V21H148V24L146 23L147 21H146V19L147 20H149L150 18H151V16H150V12L147 10V6H145V4H146V0H142L143 2L142 3H145V4H141V1L140 0H136V2L138 3V1H140L139 2V4H133V3H131L132 2V0L130 1V0H127V1H130V2H127V3H131V5H133V6H136L138 9H140L143 5V7H142V12L140 11V10H135V11H137V13H138V11L140 12V14L143 16V17H146L147 15L146 14H148V16L144 19V21H143V19H141V21H143V22H140V17L138 16L137 18L139 19V20H137V18H136V15L137 14H134L135 13V11H134V15H135V18H134V16H133V21H132V26H131V24H130V22H128L129 20L131 21L132 19H131V15H130V13H132L130 10H131V8L129 9V6H130V4L128 5L127 4V6H128V9H129V12H127L128 11V9L126 10V13H128V15H127V17H126V13L125 14H123V12H121V10H123L122 8H123V6L125 5V7L127 8V6H126V1H125V3H124V1H123V3H122V1L120 0L119 2H117V0H116V5L114 4V0H112V2L111 3H113V5H115V6H113L112 4H110V3H108V1L110 2V0H103V1H105L106 3H108L107 5H106V3H105V7H104V5H103V3L101 4H98L99 3V1H98V3L96 4V2H94V1H92V0H77V1H73V2H71L72 0H39V2H40V4H38V2L37 3H34L35 1H33L32 0V2L34 3L33 5H34V7H36V6H39V7H41V8H38V12H39V14H38V18L34 21L33 20V15H35L34 13H33V15H32V18H31V15H30V13L31 12H28L30 9H28V8H26L27 7V3L25 4V3H23V6L25 7V5H26V7L24 8L23 6L22 7H20L21 9L23 8L24 10H22V11H26V13H25V15H21L20 13L22 12H20L19 13V10H21V9H19L18 7H19V5H17V3H19V2H17ZM20 1V0H19ZM22 1H24V0H21L20 1V3H22ZM28 1H30L31 2V0H28ZM46 1V4H47V1H49L48 3V5H44V2ZM84 1V2H83ZM88 1L90 2H94L93 3V6L95 7V5L94 4H96V6L97 7H95V10H94V8H93V6L91 7L90 5H89V3H88ZM95 1H97V0H95ZM149 1V0H148ZM148 1H147V3H148ZM155 1V2H154ZM152 3L149 1V4H148V7L150 6V4H152L153 6H152V8H151V6L149 7V9L151 8L152 10H150V11H153V9L155 10V8L158 6V4H157V2L159 3V1H161L162 3V5L164 4L166 7H161V4L159 3V5H160V7L162 8V10H164L165 9V12H163V13H165V14H162V17L161 16H159L160 14H161V9H160V7H157L158 9H160L159 10V12H160V14H159V12H157L156 11V13H158V17H159V19H160V17H161V19L163 18V15H164V17H166L165 19L167 20H171L172 21V19L174 20L176 17H178V12H176V11H179L180 10V6H178L179 5V2L180 1H182V0H180L179 2L178 1H173L172 0V2H173V4L174 3H176L175 5H173V6H175L174 7V9L172 8L173 6H171V2L169 3V1L168 0H157V2H156V0H154ZM258 2H261L260 4L262 5V7H263V9L261 10V8L259 9V7H261V5L260 6H258L257 8H258V10L259 11H263L264 12V0H257ZM79 2V3H78ZM101 2H102V0H101ZM167 4H166V3ZM185 2H187V0H185L184 1V3H183V1H182V3L183 4H186ZM29 3V2H28ZM72 3L74 4V5H72ZM86 3H88V4H86ZM120 3H121V9H120V11H119V9H118V12L116 11L117 10V8H119L120 6ZM135 3V2H134ZM182 3H180V4H182ZM38 4V5H37ZM41 4H43L42 6H41ZM51 4V5H50ZM76 4V5H75ZM81 5L82 4V7L81 6H79V5ZM92 4V3H91ZM117 4H118V6L119 7H117L116 8V6H117ZM122 4H123V6H122ZM155 4H157L156 6H155ZM168 4H169V7H168ZM182 4V6H181V8L182 7H184V5ZM11 5V6H10ZM29 5H30V3H29ZM36 5V6H35ZM74 6L73 7V13H72V6ZM83 5H85V8H84V6ZM102 5V6H101ZM108 5H111L110 7L108 6ZM139 5H141V6H139ZM18 6V7H17ZM20 6H21V4H20ZM32 5H30L29 7H31ZM50 6V7H49ZM70 6V7H69ZM100 6V8H99V10L100 9H102L103 7L105 8V10L103 9V12H101V17H100V19H101V21H100V23H99V20L100 19H98L97 17H98V14H99V11H98V7ZM171 6V7H170ZM177 6H178V10H176L177 9ZM65 7H67L66 9H65ZM115 9H114V8ZM136 7H134V9H136ZM9 8H13V10L15 9V11L13 12L11 9H9ZM19 9V10H17V9ZM32 8H33V6H32ZM43 8V9H42ZM45 8H47V10L45 9ZM71 8V9H70ZM80 8V9H79ZM82 8H83V11H88V10H90V9H93V10H90V11H88V13L86 12H84L83 14V17H81L82 16ZM89 8V9H88ZM112 8V9H111ZM125 8V9H126ZM143 8H145V11H146V13L143 11ZM170 8H171V10H172V13H170ZM176 8V9H175ZM2 9V10H1ZM45 9V10H44ZM75 9V10H74ZM85 9V10H84ZM115 11H114V10ZM124 9V10H125ZM169 9V10H168ZM11 10V11H10ZM34 10H36V8L34 9ZM68 10V11H67ZM97 10V11H96ZM109 10H111V12H109ZM132 10H133V8H132ZM167 10H168V12H169V14H171V19H170V17L168 18L167 17ZM6 11V12H5ZM10 11V12H9ZM31 11V10H30ZM33 11V10H32ZM37 11V10H36ZM71 11V12H70ZM79 11V12H78ZM101 11V10H100ZM105 11H106V14H107V17H106V15L104 14L105 13ZM173 11H174V13H173ZM33 12H35V11H33ZM38 12H35V13H38ZM70 12V13H69ZM94 12L96 13V15L94 14ZM109 12V13H108ZM113 12H114V14H113ZM115 12H116V14H115ZM148 12V13H147ZM180 12V11H179ZM8 13H7V15H8ZM11 13V14H10ZM27 13L30 15V16H28L27 15ZM62 13V14H61ZM68 13H69V15H68ZM72 13V14H71ZM92 13H93V17H92ZM98 13V14H97ZM152 13V12H151ZM153 13H154V11H153ZM175 13H177L176 14V16L175 15H173V14H175ZM15 14V15H14ZM19 15L20 14V16H18L17 17V15ZM22 14H23V12H22ZM48 14V15H47ZM63 14H65V15H63ZM77 15V16H75V15ZM79 14H81L80 16H79ZM109 14L111 15L110 17L111 18H109ZM112 14H113V16L115 17V15H117V16H120L121 15V17H117V19H121L120 21H122V19H124V18H127V21L126 20H124V22L122 23L123 25H125V26H123L122 24H121V26H117V23L116 22H118V20L117 19H115V18H113V16H112ZM13 15L16 17H13ZM26 15H27V17H26ZM37 15V14H36ZM73 15H74V17H73ZM91 17H89V16ZM123 15V16H122ZM125 15V16H124ZM130 15V16H129ZM156 15L157 14H153V16H152V18L153 17H156ZM1 16V15H0ZM3 16V17H4ZM24 16V17H23ZM67 16V17H66ZM70 16V17H69ZM85 16V17H84ZM95 16V17H94ZM103 16H105V18H106V20H104V18H103ZM174 16H175V18H174ZM26 17V18H25ZM35 17H34V19H35ZM63 17H64V20H63ZM69 17V18H68ZM76 17H77V19H76ZM78 17L80 18L79 20L80 21H78ZM11 18H13V22H12V19ZM17 18H19V19H17ZM21 18H23V19H21ZM51 18H52V21H51ZM86 20H84V19ZM96 18H97V20H96ZM108 18V19H107ZM112 18L114 19V21H116L115 23H111V22H114L113 20H112ZM157 18V17H156ZM262 18H264L263 17V15H262ZM17 21H16V20ZM39 19V20H38ZM40 19H41V22H40ZM68 19H69V21H68ZM89 19V20H88ZM91 19V20H90ZM93 19H94V21H95V23H94V21H93ZM134 19H135V23H136V21H137V23L139 24H141V23H143V24H141L140 26H139V28H138V25H137V27H135V28H133V26L135 25V24H133L134 23ZM158 19V21H156V19L155 18H153V20H155V22H154V24H153V26H155L156 28L159 26V25H157V23L158 22H161L162 23V21L164 20H162V21H160ZM260 19H261V17H260ZM20 20H23V21H25V20H27V22H26V24H23L22 23V21H20ZM30 22H29V21ZM31 20L33 21V22H31ZM67 20V21H66ZM71 20H73V21H71ZM76 20H77V23L75 24L74 22H76ZM150 20H152V19H150ZM37 21L39 22V23H37ZM55 22V24H54V22ZM81 21H82V23H81ZM88 25V26H90L91 24H93L91 27L93 28V32H92V28L91 27H88L84 22ZM106 21H108L107 23L108 24H106L107 26H110L111 25V28H113L114 29V31H112V30H110V32L108 31V28H110V27H107L106 25L104 26V28L106 29L107 28V30H106V32H105V34L102 32V30H103V23L104 22H106ZM119 21V22H120ZM146 21V22H145ZM178 21V18H177V20L175 19V22H177ZM43 22V23H42ZM46 22H47V24H46ZM60 22H62V25H63V23H67L68 25H70L71 23H74V25L73 24H71V26L68 28L67 26H66V23L64 24V26L65 27H67L68 28V30H66V32L65 33H63L65 30H64V26L62 27L63 28V31H62V29H58V28H60L59 27V24H60V26H61V23ZM145 22V23H144ZM152 22V23H153ZM40 23H42V24H40ZM52 25H51V24ZM111 23V24H110ZM121 23V22H120ZM150 23V24H149ZM167 23V21H165V23H163V24H166ZM31 24V25H30ZM33 24V25H32ZM34 24H35V27H34ZM54 24V25H53ZM81 24L82 25H85V26H82V29H81ZM90 24V25H89ZM105 24V23H104ZM116 24V25H115ZM146 26H145V25ZM22 25H24L23 27H22ZM28 25H29V29H27L28 28ZM45 25H48V30H47V27H45L44 28V26ZM96 27H95V26ZM97 25H99V27L97 26ZM102 25V27H100ZM135 25V26H136ZM144 25V26H143ZM150 25V26H149ZM16 26L18 27V26H20L19 28H21V29H19V30H21L20 31V33H18V36H20V37H18L19 39H17V37H15L14 35L15 34H17V33H13V31H14V28L15 29H17L16 28ZM36 26H39V27H36ZM86 26H87V28H86ZM114 26H115V28H114ZM125 27L126 29H127V27L129 28V29H132V30H129V29H124L123 27ZM127 26V27H126ZM14 27V28H13ZM26 27V28H25ZM31 27H33V28H31ZM84 27V28H83ZM116 27H118L119 28V30L122 28L123 29V31H122V29L120 30V32L122 31L123 32V34H124V31H126L125 33L127 34V31H133V33H136V34H134V35H136V36H134V35H132V37H131V35H130V40H128V42H127V40H126V34L124 35L125 36V38H122L121 36L123 35L122 34V32H121V36L120 35H118L119 37H121V38H119V37H116V35H117V32L115 33V29H116ZM121 27V28H120ZM147 27V28H146ZM40 28L41 29V33L39 34L38 32V29ZM43 28H44V30H43ZM90 28V30H87V29H89ZM110 28V29H111ZM136 28H137V30H136ZM140 28H141V31H140ZM150 28V29H149ZM27 29V30H26ZM39 29V30H40ZM57 29L59 30V31H62V32H59V31H57ZM143 29V30H142ZM144 29L148 32H143L144 31ZM19 30H17L16 32H19ZM29 30V31H28ZM43 30V31H42ZM118 30V29H117ZM118 30V31H119ZM140 31V33L141 32H143V34H144V36L143 37H146V39H144L142 36H140V35H142V33L141 34H139L138 32ZM150 30V31H149ZM24 31H25V33H24ZM27 31L29 32V33H27ZM34 31H35V34H34ZM38 31V32H37ZM46 31H48V32H46ZM56 31H57V33H56ZM84 31H85V33H84ZM94 31H96V33L94 32ZM109 33H108V32ZM112 31V32H111ZM152 31V32H151ZM153 31H154V33H153ZM33 32V35H31V36H29V34H31ZM114 32V33H113ZM131 32L129 33V34H131ZM150 32H151V34H150ZM22 33V34H21ZM43 33V35H42V37H40V35ZM44 33H46V34H44ZM56 33V34H55ZM68 33V32H67ZM92 33V34H91ZM106 33H108L107 34V37H105V35H106ZM155 35L154 36V38H152L153 37V34ZM10 34V35H9ZM25 34H27V35H25ZM39 34V35H38ZM114 34V35H113ZM116 34V35H115ZM138 34H139V37H138ZM145 34H147L146 36H145ZM53 35H54V37H53ZM57 35V36H56ZM96 35H94L93 37H94V39H98L99 37H100V35L99 36H96ZM11 36V37H10ZM36 36V37H35ZM56 36V37H55ZM60 36V37H61ZM87 36V37H88ZM96 36V37H95ZM123 36V37H124ZM149 36H150V38H149ZM22 37V38H21ZM137 39V41H141V40H139L140 39V37L142 38V41L143 42H137L135 39ZM9 38L11 39V42H10V40H9ZM13 38V39H12ZM15 38V39H14ZM25 38V39H24ZM26 38H27V40H28V38H29V41H27L26 40ZM37 38V39H36ZM52 38H54L53 39V41H52ZM55 38H56V40H55ZM103 37H101V40L102 41H104V39H102ZM109 38L108 39H106L107 40V43H108V41H109ZM132 38H133V41H131L132 40ZM7 39H8V41H7ZM32 40V42H30L31 40ZM59 39V40H58ZM88 39V38H87ZM91 39H93L92 37H91ZM91 39H89L90 41H92ZM118 39H120V40H118ZM127 39H129V38H127ZM152 39H154V41H152ZM19 40V41H18ZM35 40V41H34ZM38 40V41H39ZM125 40V41H124ZM150 40H149V42H150ZM18 41V42H17ZM23 43H22V42ZM55 41V42H54ZM57 41V42H56ZM130 41V42H129ZM147 43H146V42ZM261 41H262V39H261ZM8 42V43H7ZM12 44H10V43ZM15 42V43H14ZM20 42V43H19ZM52 42V43H51ZM119 42H118V44H119ZM150 42V43H151ZM258 42H260V41H258ZM257 41H256V43H258ZM263 42H264V39H263ZM5 43V42H4ZM17 43V44H16ZM25 43H27L26 45H25ZM28 43H31V47H30V44H28ZM34 43V45H35V48L33 47L32 48V44ZM115 43H117V42H115ZM125 43H123L122 44V46L120 45V47L121 48H123V47H129V45H125ZM144 43V44H143ZM158 43V42H157ZM157 43H156V45H157ZM256 43H255V47H254V44H253V46L252 45H250L251 46V48H250V46H247L246 48H244L243 50H245L246 49V53H245V51H239V54L241 55H239L238 54V57L240 58V62H239V58H238V61H237V63L235 64V66H238V67H240V69L243 71V73L244 74H248L249 73V75H250V72H251V75L250 76H256L255 77V79L257 78V75H260V74H263V76H264V62H262V60L264 61V56H263V54H264V49L262 48V47H264V45H262L261 46V44H264V43H259L258 45H256ZM22 44V45H21ZM105 44H106V41H105ZM1 45V44H0ZM4 45H2V46H4ZM16 45V46H15ZM33 45V46H34ZM37 45V46H36ZM53 45V46H52ZM118 45V46H119ZM12 46L14 47V48H12ZM45 46H47L46 47V49H45ZM55 46H57L59 49H60V52H59V50L58 51H56L57 50V47H55ZM136 46V47H135ZM148 48H147V47ZM153 46V47H152ZM257 46L259 47V48H257ZM16 47H18V48H16ZM25 47V48H24ZM29 49H28V48ZM56 48V50H55V48ZM144 47V46H143ZM254 47V48H253ZM10 49V51H8L7 49ZM21 48V49H20ZM27 48V49H26ZM61 48H62V50H61ZM146 48H147V50H149V53H150V51H152L148 56L146 55V57L148 58L149 56H150V58H148V60L146 61V57L144 58V60L143 61H140V60H142L143 59V56H144V52H143V50L145 49V54H147V50H146ZM150 48V49H149ZM14 49H16V51L14 50ZM23 49V50H22ZM34 49V50H33ZM52 49H54V50H52ZM120 49V48H119ZM255 49H258V51L260 50V52H259V54H258V51H256ZM263 49V50H262ZM32 50V51H31ZM36 50V51H35ZM252 50V51H251ZM262 50V51H261ZM6 51H8V52H6ZM28 51V52H27ZM35 51V52H34ZM127 51H128V49H127ZM251 51V52H250ZM11 52V53H10ZM17 52H18V54H17ZM44 52H45V54L47 53V56H45L44 55ZM91 52V51H90ZM129 52V51H128ZM250 52V53H249ZM256 52V53H255ZM16 53V54H15ZM55 53H57V54H55ZM92 53V52H91ZM126 53V52H125ZM133 53V54H134ZM254 53H255V57H254ZM10 54V55H9ZM22 54H24V55H22ZM95 54V53H94ZM128 54V56H129V53H127ZM17 57H16V56ZM19 55V56H18ZM54 55V56H53ZM55 55H57L58 56V58L55 56ZM245 55V57L244 58H241V57H243ZM250 55H252V58H251V56ZM257 55V56H256ZM259 55V56H258ZM6 56V57H5ZM8 56H10V58L8 57ZM23 56V57H22ZM41 56V57H42ZM91 57L93 56L94 57V55H90ZM127 56V57H128ZM136 56H138L137 58H140V59H137L136 58ZM7 57H8V59H10V60H6L7 59ZM41 57H40V59H41ZM42 57V58H43ZM47 57V58H46ZM87 57V56H86ZM85 57V58H86ZM253 57L254 58H256V57H258V58H256V59H254V61L256 62V63H258V64H262V66H259L258 64H255V62L253 61ZM4 58V59H3ZM13 58V59H12ZM25 58H27L26 60H25ZM56 58V59H55ZM84 58V59H85ZM142 58V59H141ZM246 58H247V61H246ZM260 58V59H259ZM263 58V59H262ZM4 61H3V60ZM22 59V60H21ZM52 59V60H51ZM86 59H88L89 60V56L86 58ZM94 59H96V58H94ZM47 60V61H46ZM48 60H51V61H48ZM90 60H91V58H90ZM92 60H93V58H92ZM124 60V61H125ZM190 60V59H189ZM7 61V62H6ZM44 61H46V62H44ZM85 61H87V60H84V62ZM128 61H126V63H128ZM186 61V62H185ZM182 64H184L185 63V65H186V67H188V68H192L190 65V61H189V63H187L188 62V60H185ZM2 62V63H1ZM6 63V66L8 67L9 66V68H6V66H5V63ZM89 62V61H88ZM87 62V63H88ZM110 62H113V60L111 61L110 60ZM245 62V63H244ZM250 62V63H249ZM251 62H253V63H251ZM14 63V64H13ZM19 63V64H20ZM24 63H23V65H24ZM243 63V64H242ZM83 64V63H82ZM142 64V63H141ZM240 64H242V66H240ZM247 64V65H246ZM250 64V65H249ZM13 65V66H12ZM56 65V64H55ZM112 65V64H111ZM176 65V64H175ZM179 65V64H178ZM190 67H189V66ZM248 67H246V66ZM134 68H133V67ZM185 67V68H186ZM245 67V68H244ZM257 67V68H256ZM136 68V69H135ZM185 68H179V69H181L180 71V74H179V76L181 75V77L180 78H177V75H178V73L179 72H177V73H175V75H176V81L178 82V80L180 79H183L184 78V84H183V82H181V84L182 85H179V82H180V80H179V82H178V84H176L175 83V85L177 86V88H178V86H180V87H182L183 86V88H187V89H185V90H183V89H181L182 91H181V93L182 92H185L186 90H188V89H190V87L192 88V86H193V83H191V81L190 80H192L195 76L191 73V71L192 70H189L188 69V74L187 73H185ZM242 68H244V69H242ZM256 68V70H254ZM261 68V69H260ZM263 68V69H262ZM6 69L7 70H9V71H6ZM133 69H134V71H133ZM252 69V70H251ZM4 70L6 71V73L4 72ZM16 70H17V68L15 69V72H16ZM144 70H146V66L145 67H143V71ZM177 71H178V69H176ZM250 70V71H249ZM257 70L259 71V72H257ZM140 71V70H139ZM184 71V72H183ZM1 72V71H0ZM140 72H142V71H140ZM186 72H187V68H186ZM247 72V73H246ZM257 72V73H256ZM40 72H38L37 74H39ZM183 73H185V77H183L182 78V74ZM187 74V75H186ZM131 75H132V73H131ZM131 75H130V78H131ZM193 75V76H192ZM145 76V75H144ZM190 76V77H189ZM191 76H192V79H190L191 78ZM6 77H9V76H6L5 75V77L4 78H6ZM135 77V76H134ZM188 77V78H187ZM0 78H1V74H0ZM187 79V82H189V88H188V85H186V82H185V80ZM40 79L41 80H43L42 79V77H40ZM2 80V79H1ZM35 80H36V78H35ZM37 80H39V77L37 78ZM36 80V81H37ZM181 81H183V80H181ZM2 82V81H1ZM1 84V83H0ZM190 84H192V85H190ZM185 86V87H184ZM32 87H34V85L32 86ZM37 87V86H36ZM180 89V88H179ZM36 91V90H35ZM174 92H176V90L174 91ZM177 92H179V95H181L180 94V91H178L177 90ZM177 92H176V95H177ZM188 92H190V90H188ZM187 91H186V93H188ZM184 94V93H183ZM179 95H177V96H175L176 98H174V100L176 101V100H178V101H180L179 100V98L180 97H182L181 98V101L180 102H178L177 103V101L175 102L176 104V106H177V104L180 106H177V108H174L173 109V111L174 112H181L180 114H181V118L180 119H182V120H184V114H186L185 115V117L187 118V114L188 115H190V119H186L187 121L186 122H183V124L185 123H187L186 125L187 126H185V124H184V127L186 128V127H188V126H190L189 127V129L192 127V126H199L201 123L203 124V122H209V120H207L206 118H204V120L202 121V119H203V117L201 118V115L199 116V118L197 117V118H195V116H191V113H188V112H185V113H183L184 112V108L185 109H188V107H187V105L189 106V102H188V104L187 103H185L186 101L185 100H187V98H188V96H189V98H190V95H192V93L190 92L189 93V95L187 96V94H184L183 96H179ZM187 96V97H186ZM183 98H184V100H183ZM188 98V99H189ZM193 98V97H192ZM182 100L183 101H185L184 103L182 102ZM190 100V99H189ZM189 100H187V101H189ZM192 101H193V99H191ZM179 103H183L182 105L181 104H179ZM192 103V102H191ZM193 103H194V101H193ZM184 104H185V106L186 107H184ZM237 105V104H236ZM252 105H254L253 107H250V108H248V109H250V114L248 115L249 116V121L251 120V122H249L248 121V123H249V129L251 130V134H250V131L248 132V137H245L243 134H240V133H238L239 131L238 130H236L234 133H233V135H234V137H233V135H231L232 136V138H230V137H226L223 133L221 134L220 132H222V130H220V132L218 133V131H219V128H220V125H217V124H214L215 122H210V123H212L213 125H215V126H218V127H215V126H213L212 124H210V123H208L207 122V124H209L208 126L210 127V125H212V130L214 129V127L215 128H218V129H214L212 132H209V135L208 136H206V137H208V138H206V137H200V134H198L197 132H199L195 127H193V128H191V129H194V132H195V130H196V132L194 133L193 132V130H189L188 128H186V130L188 129L189 130V132H191L192 134H190V133H188V131H186V130H184V129H182V127H183V124H181L182 123V121L179 119V118H177V119H179V120H177V119H173V121H176L177 120V122L179 121L180 122V124L178 125L176 122H174V126H175V123H176V126H178V127H174V126H172V124H170V122L169 121H172V120H169L168 122V126L170 127V125H171V127H170V129L168 128V129H166L165 130V127H163L164 125H165V121H163V124H162V122H161V124H160V122H157V123H159L160 125H158V124H154V122L152 123V125H151V123L147 126V128L149 127V129L151 130H146V135H144V133H141V135L142 136H140V134L138 133V132H136L137 134H139V137H137L136 136V134H135V132H130V135H125V133H120L121 135H119V137L118 138H115L116 139V141H114L113 142V140H111L110 142H112V145H111V143L109 144L110 146V150H108L109 148L107 147V145H105V146H103V147H100V145L101 144H90V146H92V147H85L84 148V150H82L81 151V158H80V162H81V164H80V168H81V172H82V177L83 178H85L86 180L85 181H87V179L88 180H91V181H93V182H91V184L90 183H88L87 182V184L85 183L84 184V186H87V188H88V185H89V187L90 188H88L87 189V191H88V197H87V195H86V198H90L91 199V201H89L88 202V205L89 206H87V204H81V206L78 208L79 209V211L77 210V211H75V214H74V212H72V214H74V215H72L71 213L69 214V212L67 213L68 215H66V213H64L63 215H53V213H51L50 212V208H49V206H47V208L45 207L44 208V204H46V203H48V201L50 200V199H53L54 200V196H56V198H57V195L55 194V193H59V194H61V189H64V190H66V191H69L67 194H68V196H69V193L70 192H72V193H75L74 195L72 194V193H70L71 194V197L72 198H75V197H77V196H75L76 195V192L78 191L77 190V187H80V184L79 185H75V187H74V184L77 182V180H78V183H80V182H83L84 183V180H82L81 181V178L80 179H76V177L74 176V175H72V176H68L67 175V177L66 178H64L65 180H63V179H61L60 181H57V182H53L54 181V179H52V182L51 181H49L48 180V182H51V184H49L48 182L47 183H42L40 186H38V187H36V186H32V183H30V186L29 185H27L28 186V189H23L24 190V192L22 191V190H19L18 191V195L16 196L17 198L15 199L14 198V196H13V199H15V200H13V199H11L12 197V193H11V195H10V193H6V196L5 197H7L6 199H7V201H3V202H1V198L2 199H4V196H0L1 198H0V222H2L4 225H5V232L7 233V235H9V237L11 238V240L12 241H14V245H16V246H19V247H22L23 249H25L27 252H28V257L31 259V261H33L34 262V264H133V263H136V262H129V259H128V257L129 256H126V255H128V254H131V255H135V254H138L139 252V255H143V257L142 256H137L138 258H136L135 257V259H138L139 260V258L141 257L142 258V260H141V258H140V261H138V260H136V261H138V262H142V264H264V236H263V234L264 233H262V232H264V224H263V228L261 227V225H260V223L259 222H263L264 223V221H263V219L261 220L260 219V217L259 218H257V210H255V213H254V217H246V216H244L243 214H237V215H239L238 217L235 215H232V218H230V220H231V222L229 223V221L227 222L228 224H231L232 223V221H235L236 223H232L230 226H228V225H226L227 227L225 228L226 229V231H225V229H221V230H224V231H221V230H219V231H215L214 230V232H213V230L212 229H209L210 228V226H209V224H208V222H209V220H208V215L206 214V213H208L209 214V211H208V205H206V204H208V203H206L207 201V199L206 198H204V196L206 195V197H209L208 196V194H207V190L206 191H204L205 189H211L212 187L211 186H206V184L205 183H203V184H205V185H203V189L201 188V187H199L200 185H202V183L200 184L199 183V185L198 184H195V185H197V186H195L194 187V185L193 184H191L193 187L190 189L189 188V186L187 185V187H185L186 185H184V184H181L180 183V186H178L179 184V182L182 180V179H186V180H188L189 179V177H184V178H182V177H173V176H171V174H172V172H174V170L175 169H173V167L172 166H170V167H172V168H170V169H166V167L165 168H161V170L162 169H164V170H162V171H160L159 169H160V165H157V163L159 164V163H161L162 161H163V157L160 159L159 157L160 156H164V159H165V156H167V159H169L170 158V155L174 152V153H176V152H178L180 149L181 150H183V148H181L183 145L184 146H188L189 144H188V137H189V139H190V145L188 146L189 148H192L193 146H194V144H200L201 143V141H203V140H206V139H208V141H211V142H213L214 141V143H212L213 145L215 144V143H217L218 144V146L216 147L215 145L214 146H211V148L209 147V148H207L206 146H205V149L207 150V152H210V154H208L206 151H205V149H204V147H202L201 149L203 150H200V152L201 153H203L204 151V154H206L207 153V156H208V158L207 157H203V159L201 158V159H197V160H202V163L200 162V161H196V162H194V160L193 159H195L196 160V158H197V156L196 157H194L193 159H191L190 160V162L193 160V162L194 163H197V165H192V164H194V163H192L191 165H189V166H199L198 168H197V170H199L200 169V171H202L201 173H205V171H203L204 170V166H206L204 163H210L209 165H211V166H213L212 164H214V166L213 167H217L218 165V168L219 169H222V167L224 166V165H226V164H228V163H223L222 161H221V163H223L224 165L222 166V164L221 163H217L218 161H215L217 158H218V160L220 159V160H223V159H221V158H224V157H227L228 155L230 156L231 154L230 153H227V152H231L233 155H231V156H234V157H231L230 156V161H231V163L229 164L230 166L232 165L233 166V168H232V171H235L236 172V174L233 172H231V170H227L228 171V173H227V171H218V172H216L215 174L216 175H218V173L220 174V178H226V177H223V175L224 176H227L228 174L230 175V176H232V177H237V175H239L238 173L240 172V167H241V163H243L242 161H244V158H246V155L251 151L250 149H251V146L248 144V142L251 140L250 139V136H253V137H257V135H259V134H261L262 133V135L264 134V102L263 103H260L258 106L257 105H255V104H252ZM240 106V105H239ZM238 105L236 106L237 107V112H240L241 111V106L239 107ZM257 106V107H256ZM183 107V108H182ZM261 107V108H260ZM181 108V109H180ZM240 108V110H238ZM251 108H252V110H251ZM256 110H255V109ZM176 109H178V110H176ZM263 109V110H262ZM255 110V111H254ZM189 111V110H188ZM260 111V112H259ZM190 112V111H189ZM242 112V111H241ZM253 112V113H252ZM256 114H255V113ZM236 114V113H235ZM258 114V115H257ZM182 115H183V118H182ZM238 115H240L241 117H242V114L241 113H239ZM253 116V117H252ZM191 117H193L192 119H193V122L194 121H197L196 119H198L199 121H198V125H197V123L195 124L194 123V125H192V124H190L192 121H189L188 122V120H191ZM251 117V118H250ZM14 119V118H13ZM13 119H11V122H12V120ZM195 119V120H194ZM206 119V120H205ZM257 119V120H256ZM202 121V122H201ZM256 121V122H255ZM9 123H10V120L8 121ZM8 122H7V126L5 125V128H4V130L7 128H9L10 127V129H9V131H11L10 132V134H9V136H6L8 139H6L5 138V136H4V138L6 139L5 141H14L15 140V136H16V138H17V136H18V139H16L15 140V142H13V143H16V142H18V140H19V137L22 135L21 133H23L22 131L26 128V130L28 131V133H27V136H29V135H32V134H30V133H32L31 132V126L29 127V124H28V127L30 128H28V127H25V126H27V125H25L24 126V123H20L21 124V126H20V124H19V126L22 128H20L19 126H17V124H18V122L17 121H15V119H14V121L11 123V124H9L8 125ZM17 122V124H15V123ZM178 122V123H179ZM201 122V123H200ZM206 122H205V125H206ZM252 122H253V125H252ZM255 122V123H254ZM173 123V122H172ZM250 123H251V125H250ZM258 123V124H257ZM263 123V124H262ZM13 124V125H12ZM201 124V125H202ZM11 125V126H10ZM15 125L17 126V127H15ZM24 126V129H23V126ZM182 127H181V126ZM200 125V127H202ZM204 125V126H205ZM150 126H152V127H150ZM167 126V125H166ZM207 126V125H206ZM205 126V127H206ZM253 127V128H251V127ZM161 127H162V129H161ZM183 127V128H184ZM20 128V129H19ZM130 128V127H129ZM174 128L176 129V131L174 130ZM177 128H178V130H177ZM179 128L180 129H182V130H179ZM204 128V127H203ZM173 129V130H172ZM253 129H255V130H253ZM21 130V131H20ZM25 130V131H26ZM130 130V129H129ZM131 130H133V129H131ZM215 130H217V131H215ZM257 130V131H256ZM5 131H7V130H5ZM3 132L2 131V133H1V135H7V133H9V131H7V133L6 132ZM17 131V132H16ZM18 131H19V133H18ZM126 131V130H125ZM124 131V132H125ZM128 131V130H127ZM136 131V130H135ZM149 131V132H148ZM215 131V132H214ZM21 132V133H20ZM30 132V133H29ZM215 133L216 135H212V133ZM261 132V133H260ZM16 133H18V135L16 134ZM135 134V136L134 135H132V134ZM193 133H194V137L193 136H191V135H193ZM211 133V134H210ZM252 133H253V135H252ZM15 134V135H14ZM20 134V135H19ZM122 134L123 135H125L127 138H128V136L130 137V138H124V137H121L122 136ZM127 134V133H126ZM189 134H190V136H189ZM195 134H197V137H195L196 135ZM218 134H220V135H218ZM238 134V135H237ZM14 135V136H13ZM199 135V136H198ZM212 137H211V136ZM225 137H224V136ZM241 135V136H240ZM118 136V135H117ZM132 136V137H131ZM185 136H187V138H185ZM210 136V137H209ZM220 136L222 137V138H220ZM237 136V137H236ZM12 137H14L13 139H12ZM22 137V136H21ZM33 137V135L32 136H29V138H32ZM120 137L122 138V140L120 139ZM191 137H193L192 139H196L197 138V142L195 141V142H193L192 141V139H191ZM200 137V138H199ZM216 137H218V139L216 138ZM253 137H251V138H253ZM123 138H124V140L125 141H123ZM184 138H185V140L187 139L188 141H183L184 140ZM212 138V139H211ZM216 138V139H215ZM246 138V139H245ZM255 138L254 139H252L251 141H253V140H255ZM3 139V137L1 138V140ZM21 139V138H20ZM114 139V140H115ZM199 139H200V141H199ZM203 139V140H202ZM214 139V140H213ZM222 141H221V140ZM234 139H237L236 141L234 140ZM245 139V140H244ZM249 139V140H248ZM4 140V139H3ZM215 140H217L218 142H216ZM224 140V141H223ZM225 140H227V143H226V141ZM230 140V141H229ZM240 140V141H239ZM199 141V142H198ZM230 143H229V142ZM232 141H233V143H234V145H233V143H232ZM3 142V141H2ZM6 142V143H7ZM8 142V143H9ZM191 142L193 143V144H191ZM237 142V143H236ZM238 142H239V144H241V142H242V146L240 145V147H239V144H238ZM181 144V145H179V144ZM185 143V144H184ZM220 143V144H219ZM222 143H224L223 144V147H222ZM232 143V144H231ZM10 144H12V142L10 143ZM9 144V145H10ZM125 144V145H124ZM211 144V145H212ZM226 144L228 145H230L229 147L228 146H226ZM236 144V145H235ZM246 144V145H245ZM95 145V146H94ZM175 145L177 146V147H175ZM219 145H221V146H219ZM226 147H225V146ZM233 145V146H232ZM178 146H180V147H178ZM245 146H247V148H245ZM105 147V148H104ZM220 147V148H219ZM225 147V148H224ZM234 149H233V148ZM236 147V148H235ZM242 147H244V148H242ZM89 148V149H88ZM215 148V149H214ZM221 148H224V150L222 149L221 150ZM101 149H103V151H104V149H106V151L107 152H103ZM177 149V150H176ZM184 149L186 150H188V148H186V147H184ZM210 149V150H209ZM214 149V150H213ZM216 149H219V152L221 153H219ZM238 151V152H240L241 150H244V153H243V151H242V154H237L238 152L236 151V150ZM209 150V151H208ZM213 150V151H212ZM232 150V151H231ZM236 152H235V151ZM245 150H246V152L247 153H245ZM98 151H99V153H98ZM102 151V152H101ZM184 151V150H183ZM212 151V152H211ZM223 153H222V152ZM256 151V150H255ZM255 151L253 152L252 151V153L254 154L255 153ZM111 154H110V153ZM216 152V153H215ZM234 152V153H233ZM259 152V151H258ZM108 154V156H103L102 157V155L101 154ZM212 153V154H211ZM217 153H218V156H217ZM227 153L228 155H225V154ZM241 153V152H240ZM260 153V152H259ZM101 156H100V155ZM106 154V155H107ZM196 154V153H195ZM224 154V155H223ZM237 154V156H235V155ZM246 154V155H245ZM256 154H257V152H256ZM111 155V156H110ZM193 155V154H192ZM213 155V156H212ZM223 155V156H222ZM240 155H243V156H240ZM173 156H175V154H173L172 156H171V158L173 157ZM198 156H200V155H198ZM209 156H211V157H209ZM215 156V157H214ZM219 156H221L220 158H219ZM229 156L227 157V158H225L224 160H225V162H227V161H229L228 160V158H229ZM261 156H263V154L261 155ZM169 157V158H168ZM213 157V158H212ZM235 157H237V158H235ZM241 157V158H240ZM142 158V159H141ZM159 158V159H158ZM200 158V157H199ZM235 158V159H234ZM240 158V159H239ZM242 158H243V160H242ZM263 158V160H264V156L262 157ZM204 159L207 161V162H204ZM142 160V161H141ZM159 162H158V161ZM166 160V159H165ZM164 160V161H165ZM223 160V161H224ZM227 160V161H226ZM239 160V161H238ZM262 159L261 160H259V163H257L256 164V166L254 165V169H253V172L252 171H249L250 169H248V171L249 172H251V173H256V172H261V171H264V161H263ZM163 161V163H165ZM211 161V162H210ZM216 163H215V162ZM234 161H236L237 162V164L234 162ZM241 161V162H240ZM141 162V163H140ZM204 162V163H203ZM220 162V161H219ZM234 162V163H233ZM263 162V163H262ZM99 163H101L100 165H99ZM103 163V164H102ZM115 163V164H114ZM162 163V164H163ZM198 163H200V164H198ZM233 163V164H232ZM129 164V165H128ZM204 164V165H203ZM217 166H216V165ZM235 164V165H234ZM99 165V166H98ZM103 165V166H102ZM105 165V166H104ZM154 165H155V167H154ZM220 165H221V167H220ZM238 167H237V166ZM243 165V164H242ZM97 166H98V168H97ZM157 166H158V170H155V169H152V168H157ZM165 166H166V163H165ZM202 166V167H201ZM228 166V165H227ZM226 166V167H227ZM230 166H228L227 167V169H229V168H231ZM123 167V168H122ZM141 167V168H140ZM163 167H164V164H163ZM201 167V168H200ZM257 167H259V168H257ZM121 168V170L123 169L124 170V175H123V171H120L119 169ZM125 168H126V170H125ZM128 168V169H127ZM138 168H140V170L138 169ZM168 168H169V166H168ZM186 168V167H185ZM184 167H182V170L183 169H185ZM225 168V167H224ZM223 168V169H224ZM242 168V167H241ZM256 168V169H255ZM109 169H110V171H111V173H110V171H109ZM112 169V170H111ZM115 169V170H114ZM120 171L121 172V175H120V177H122V176H124V178H126V175H125V173H130V171H133V172H131L130 174V176H132L131 178H133L134 177V175L135 176H143L142 175V173L144 174V176H143V178L144 177H147V178H144V181L143 182H145V181H149L150 182V180L151 179H153V177H151V176H154L155 177V174H158V175H163V176H166V174H167V176H169V174H170V177H168L169 179H171L172 178V180L170 181L167 177H166V180L168 179V181L169 182H173V180L175 179H179L178 181L179 182H176L175 180V182L177 183V186H175L176 188H173V189H185L186 191H187V189H189V193H190V191L192 192V193H190V195L191 194H196V196H194V195H192V196H194V197H196V198H192L190 195H188L187 193H186V196L188 195V196H190V198H189V201H187L188 200V198H185V196H183L184 194H185V192H184V190H183V194H182V192H181V190H180V196H181V194H182V196L180 197V199L182 198L183 200H180L179 199V197H178V199H175V197L177 196V195H175V194H177V192L179 191V189L178 190H173V189H169L168 187H166V188H168L169 190H172V191H169V190H167L166 188H165V185H163L164 186V188H163V186H161L162 187V190H160V192L162 193V194H164V195H167V196H169L170 194L172 195V194H174V197H173V195H172V197H173V199H172V197H171V195H170V198L172 199V200H170V198H166V196L165 197H161V196H163L162 194L161 195H159L160 194V192H159V190H158V192H159V194H157L156 192H155V184L156 183H154L153 182V185H151L149 182H148V184L146 185V188H145V190L146 191H153L152 192V195H151V191L150 192H148L150 195H151V197L148 195V193L145 191V194H146V196H145V198L147 197H149L148 198V200H145V198H143L144 199V201H142V202H140L139 204H138V199H137V201L136 200H127L128 198L125 196V195H123V196H125V197H120L121 195L120 194H123V193H121V192H119L117 189H116V191L114 190L115 188L114 187H112V185L114 186V184H112L113 183V179H112V177L114 176H112V175H110L109 176V173L110 174H112L113 172L112 171ZM129 169H130V171H129ZM140 171L139 173H138V171ZM144 169V172L142 171V170ZM152 169V170H151ZM179 169V168H178ZM155 170V171H154ZM166 170V171H165ZM176 170H177V168H176ZM175 170V171H176ZM180 170V169H179ZM135 171V172H134ZM157 171V172H156ZM159 171V172H158ZM178 171V170H177ZM238 171V172H237ZM256 171V172H255ZM99 172H101V174H98ZM120 172H118V173H120ZM168 172H169V174H168ZM220 172H222V173H220ZM231 172V173H230ZM258 172V173H259ZM97 173V174H96ZM118 173H114V174H117L118 175ZM136 173H137V175H136ZM194 173V172H193ZM193 173L191 172V174L193 175ZM225 173H226V175H225ZM196 174H198V177L197 178H200V177H204V175H199L200 173H196ZM195 174V175H196ZM223 174V175H222ZM232 174H234V175H232ZM101 175V176H100ZM116 175V176H117ZM191 175V176H192ZM129 176V177H130ZM157 176V175H156ZM200 176V177H199ZM218 177H219V175H218ZM70 178V179H69ZM114 178V177H113ZM118 178V177H117ZM150 180H149V179ZM174 178V179H173ZM74 181V183H73V181ZM111 179V180H110ZM146 179V180H145ZM181 179V180H180ZM191 179H193V178H191L190 177V180ZM51 180V179H50ZM76 180V181H75ZM166 180H165V184L167 183L166 182ZM226 180V179H225ZM111 182V187H109V183ZM118 181V180H117ZM116 180H114V182L116 183L117 182ZM168 182V183H169ZM174 182V183H175ZM55 183V184H54ZM71 183H72V186H73V188H72V186H71ZM167 183V184H168ZM173 183V185H175ZM222 183V182H221ZM102 186H101V185ZM107 184V185H106ZM81 185H82V183H81ZM103 185H106V186H103ZM149 185V186H148ZM182 185V186H181ZM190 185V186H191ZM83 186V189H86L85 187ZM99 186V187H98ZM148 186V187H147ZM82 187V186H81ZM81 187H80V189H81ZM109 187V188H108ZM149 187H150V189H149ZM153 187V188H152ZM196 187L198 188V190L196 189ZM205 187V188H204ZM220 187V186H219ZM238 187V186H237ZM71 188H72V190H71ZM100 188V189H99ZM111 188V189H110ZM158 188H159V186H158ZM215 188H216V186H215ZM214 188V189H215ZM218 188V187H217ZM216 188V189H217ZM69 189V190H68ZM109 189V190H108ZM113 189V190H112ZM160 189V188H159ZM163 189L165 190V192H167L166 194L163 192ZM194 189H196L195 191H194ZM201 189H202V191L204 192V195H203V192L201 191ZM208 189V190H209ZM219 189V188H218ZM221 189H222V187H221ZM221 189H219V190H216V192L218 191L219 193H220V190ZM230 189H232V188H230ZM234 189V188H233ZM25 190H28V191H25ZM63 190V191H64ZM112 190V191H111ZM156 190V191H157ZM167 190V191H166ZM63 191H62V193H63ZM92 191V192H91ZM100 191V193H98ZM102 191V192H101ZM113 191H115V192H113ZM174 191L176 192V193H174ZM193 191H194V193H193ZM229 191H231V190H229ZM65 192V191H64ZM81 192H83V195H85L84 194V192H86L85 190L84 191H82L81 190ZM171 192H173V193H171ZM214 193L215 195L218 193ZM66 193V192H65ZM94 193V194H93ZM153 193H156L157 194V196L155 195V194H153ZM170 193V194H169ZM59 194H58V196H59ZM95 194H97V195H95ZM199 194H200V196H199ZM221 194V193H220ZM5 195V194H4ZM73 195V196H72ZM148 195V196H147ZM154 195H155V197H154ZM159 195V196H158ZM75 196V197H74ZM144 196V195H143ZM197 196H199V197H197ZM201 196H203V198H200ZM83 197V196H82ZM98 197H101L102 198V200H101V198H98ZM185 199H187V200H185V202L187 201V202H189L190 203V199L192 198V200H194V201H192L191 202V204L193 203V202H199L200 201V205L198 204V203H195V204H198L199 206H196L195 207V204L192 206V205H188L189 206V208H191V206L193 207V208H196L197 210H200L198 213V216H197V212L195 211V210H193V208H191V209H187L188 208V206H185V204H183V206H182V204H180V202H183V203H185L184 202V198ZM177 198V197H176ZM199 198V199H198ZM5 199V200H6ZM9 199V200H8ZM18 199V200H17ZM76 200L78 199V197L77 198H75ZM79 199H81V198H79ZM83 199V198H82ZM85 199V198H84ZM90 199H88V200H90ZM135 199H136V195H135ZM168 200V202H165V200ZM196 199H198V200H196ZM201 199H203L204 201H202ZM17 200V201H16ZM99 202H98V201ZM166 200V201H167ZM80 201V200H79ZM177 201H179V202H177ZM203 203H202V202ZM141 203H142V205H141ZM189 203H186V205L187 204H189ZM24 205V208L22 207L23 205ZM168 204H173V206H174V208H176V209H174V208H172L170 205H168ZM180 204V205H179ZM204 205V207L206 208V210L204 209V211H203V214H205V221L204 220H202V218L204 217V215L201 213L202 212V205ZM84 205V206H83ZM22 207V209H21V207ZM87 206V207H86ZM139 206V207H138ZM168 206H170L169 208H168ZM182 206V207H181ZM200 206H201V208H200ZM136 207L138 208V209H140V210H138V209H136ZM140 207H142V208H140ZM184 207H187V208H184ZM203 207V208H204ZM102 208H103V210H102ZM172 210H171V209ZM107 209V210H106ZM262 209L264 210V206H262ZM101 210V211H100ZM194 211V213H193V211ZM104 211L106 212V214L104 213ZM138 211L142 214H140V213H138ZM190 211H192V212H190ZM206 211V213H204ZM34 212H36L37 213V215L40 217H38L39 218V220L40 221H37V220H32V218H33V213ZM102 212V213H101ZM30 213V214H29ZM76 213H78L79 215H76ZM135 213V214H134ZM190 213V214H189ZM191 213H192V216H194V217H192L191 216ZM61 214V213H60ZM105 214V215H104ZM109 214V218H108V215ZM196 214V215H195ZM200 214H202V215H200ZM137 215H141V216H139L138 218H137ZM244 217V218H247L246 220L247 221H249V222H247L245 219L243 220L242 219V216ZM102 216H104V217H102ZM191 216V217H190ZM200 216H201V220L200 219H198L197 220V218L199 217L200 218ZM203 216V217H202ZM259 216V215H258ZM101 217H102V219H101ZM196 217V218H195ZM238 218V220L239 221H236L235 220V218ZM61 218V219H60ZM104 218V219H103ZM105 218H108V219H110L109 221H105V220H107V219H105ZM191 218H195V219H192V220H194V221H192L191 220ZM240 218V219H239ZM255 219V220H253V219ZM258 220H257V219ZM261 218H264V216H262L261 215ZM65 219V220H64ZM68 219H73L74 221V223H76V220L78 221L77 222V224H72V222L70 221H67V223H65L66 222V220H68ZM204 219V218H203ZM59 220H61V221H59ZM197 220V225H196V227L197 228H194L195 227V224H196V221ZM200 220V221H199ZM259 220H261V221H259ZM58 221H59V223H58ZM80 221V222H79ZM202 221H203V224H202ZM207 221V222H206ZM252 221H253V223H252ZM259 221V222H258ZM63 224H62V223ZM70 224H69V223ZM193 222V223H192ZM261 222V223H262ZM205 223V224H204ZM226 223V224H227ZM240 223V224H239ZM251 223L253 224V225H251ZM67 224V225H66ZM194 224V225H193ZM199 224L201 225V228H198V226H199ZM206 224H207V226H209V228H207L206 227ZM234 224V225H233ZM45 225H46V227H45ZM47 225H49L50 226V228H48V229H50V231L48 230V229H46L47 228ZM77 225V226H76ZM204 225V226H203ZM237 225H240V227H239V230L237 229H231V228H233V227H235V226H237ZM242 225V226H241ZM251 225V226H250ZM255 225V226H254ZM42 226V227H41ZM60 226H62L61 228H60ZM262 228H260V227ZM68 227V228H67ZM200 227V226H199ZM203 227H206V228H203ZM238 227V226H237ZM203 228V229H202ZM229 228V229H228ZM242 228H244V231L242 230ZM261 230H260V229ZM41 229H44L45 230V232H42L41 231ZM205 229V231L204 232H206V233H203L202 231ZM207 229V230H206ZM233 230V231H231V230ZM251 229V230H250ZM256 229V230H255ZM197 230H199V231H197ZM236 230V232H234ZM258 230H260V231H258ZM229 231V232H228ZM257 231V232H256ZM262 231V232H261ZM208 232L210 233L209 235H208ZM212 232V233H211ZM218 232V233H217ZM220 232L222 233V234H220ZM241 232V233H240ZM245 232V233H244ZM198 233H200V234H198ZM203 233V234H202ZM214 233H215V235H214ZM227 235L226 237H225V234ZM233 233V234H232ZM234 233H235V236H234ZM237 233V234H236ZM262 233V234H261ZM189 234H191L192 236L190 237V235ZM197 234V235H196ZM206 234V235H205ZM219 234V235H218ZM243 234H245V235H243ZM189 235V238L187 237ZM199 235H200V237H199ZM239 235H241V236H239ZM248 235V236H247ZM260 235H262V236H260ZM247 236V237H246ZM255 236H260V237H256L255 238ZM184 237H186V238H184ZM214 237V238H213ZM222 237H225L224 239H221ZM232 237H233V239H235V238H237L236 240L237 241H235V240H233L232 239ZM241 237V238H240ZM254 237V238H253ZM155 238V239H154ZM188 238V239H187ZM204 238V239H203ZM212 240H211V239ZM215 238H216V241H215ZM217 238H219V239H217ZM227 238V239H226ZM245 238V239H244ZM201 239V240H200ZM205 239H206V241H205ZM225 239H226V243L224 242L225 241ZM193 240V241H192ZM196 240V241H195ZM211 240V241H210ZM224 240V241H223ZM229 240H230V243H228L229 242ZM238 240H241V242L240 241H238ZM243 240H245V242H243ZM200 241H201V243H202V245L200 244ZM222 241V242H221ZM228 241V242H227ZM231 241H233V242H231ZM255 241H257V242H255ZM185 242V243H184ZM190 242H191V245H190ZM196 243V245H195V243ZM199 242V243H198ZM209 242V243H208ZM213 242V243H212ZM218 242V243H217ZM239 242V243H238ZM253 242V243H252ZM16 243V244H15ZM165 243V244H164ZM187 243V244H186ZM204 243V244H203ZM208 243V244H207ZM214 243H215V245H214ZM224 243H225V245H224ZM233 243V244H232ZM235 243V244H234ZM237 243H238V245H237ZM258 243V244H257ZM260 243V244H259ZM165 245V246H164ZM190 245V246H189ZM210 247H209V246ZM220 245H224L223 247H225L224 248V250H223V247L222 246H220ZM226 245H227V247H226ZM231 245H233V246H231ZM242 245V246H241ZM251 245L253 246L254 245V247H252L251 248ZM258 245V246H257ZM168 248H167V247ZM191 246L192 247H194L195 248V250L192 248L191 249ZM239 246V247H238ZM243 247L242 248V251H240L241 249V247ZM164 247V248H163ZM167 249H166V248ZM190 247V248H189ZM124 249V250H122V252L123 251H125V252H127V253H125L124 255L125 256H123V257H119V258H117V260L115 261H112V259H110V256L113 254V253H118L119 251H118V249L121 251V249ZM142 248V249H141ZM170 248V249H169ZM222 248V249H221ZM111 249H115V251L114 252H112V250ZM189 249H191V250H189ZM201 250V252H199L200 250ZM211 251H209V250ZM228 249V250H227ZM235 249V250H234ZM236 249H238V250H236ZM244 249V250H243ZM111 250V251H110ZM118 252H117V251ZM169 250V251H168ZM196 250H199L198 252L199 253H202V251H203V253H205L206 255L208 254V256H206L207 257V261H206V259L204 260V258H202L201 256V254H198V252H196ZM205 250V251H204ZM187 251V252H186ZM189 251V252H188ZM236 251H238V252H236ZM112 252V253H111ZM135 252V253H134ZM192 252H194V253H192ZM210 252V253H209ZM229 252V253H228ZM240 252H241V254H240ZM257 252V253H256ZM259 252H260V255H259ZM142 253V254H141ZM165 253V254H164ZM232 253H235V254H232ZM246 255H245V254ZM252 253V254H251ZM185 254V255H184ZM193 254V255H192ZM197 254V255H196ZM225 254V255H224ZM248 254V255H247ZM130 255V256H131ZM166 255V256H165ZM185 257H184V256ZM199 255V256H198ZM204 255V254H203ZM136 256V255H135ZM244 256V257H243ZM247 256V257H246ZM134 257V256H133ZM132 257V259H134ZM145 257V258H144ZM188 258V260H186L187 258ZM189 257H190V259H189ZM205 257V258H206ZM225 257V258H224ZM227 257V258H226ZM255 257H257V258H255ZM28 258V259H29ZM125 258H127L128 259V261H126V259ZM194 259V261H193V259ZM196 258V259H195ZM253 258V259H252ZM29 259V260H30ZM200 259V260H199ZM210 259V260H209ZM250 259L251 260H256V261H251V262H249L250 261ZM261 259V260H260ZM146 262H145V261ZM133 261V260H132ZM201 261V262H200ZM261 261H262V263H261ZM137 262V263H138ZM194 262H196V263H194ZM205 262V263H204ZM1 264V263H0ZM138 264H140V263H138Z\"/></svg>",
	"mask_w": 264,
	"mask_h": 264
}]
</instances>
